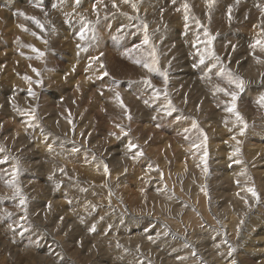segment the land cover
Instances as JSON below:
<instances>
[{"label":"rangeland","instance_id":"374dc122","mask_svg":"<svg viewBox=\"0 0 264 264\" xmlns=\"http://www.w3.org/2000/svg\"><path fill=\"white\" fill-rule=\"evenodd\" d=\"M46 1L48 2L49 0H46ZM132 1L133 0H129V2L125 3L124 0H122L121 2H119V4L122 3L124 5H129V4H135L136 3V2H132ZM203 1H205V2H202V0H192L190 2H187V0L183 1V3H185L188 6V11H187V15H188L187 21L188 22L185 21V19H184V17H185L184 16L185 15L184 5L185 4L179 3L177 8H178V10L181 9L182 11H178L176 9V7H173V5L170 6L167 2L162 3L163 7H160L162 10L158 8V11H157L158 13L156 15L160 16L159 19L161 17H163V18H161L160 19L161 21L159 20V22H158V20L155 18L156 15H154V13H153L154 10H152V9L148 13L142 12L143 18L141 20V18H139V17H141L140 13L138 16L137 10L136 9L134 10L132 6H131L130 10L133 11V12L132 11L131 12L134 15L131 12H130V15H129V13L127 15L123 12L122 9H120V12L118 14L112 15L111 13L110 14L106 13V10L103 9V4H102V7H100V9H101V11H100L97 9L98 4L94 3V2H97L96 0H94V1L89 0L90 5H91V7H90L91 9L86 8L87 10L86 9L84 10L81 8V10H78L79 16H81L80 18H83V20L78 19V22H79V24H85L86 23L88 25V27L94 31L95 40L87 42L86 49H84V48L78 49L77 44L85 43V42L80 41V39L78 38V33L80 31L75 32L76 29H73V28L69 29V30H67V32L69 34H71V32H72L71 36L74 35V37L62 38L59 35L64 34L65 31H63L61 29L56 30V32H54V35H56V37L61 39V41H62L61 43L63 44V46H58V44H57L55 46V48H52V50H51L52 54L51 55H53V59L56 61L49 62L52 67H48V68L53 69L54 67H56V65L61 66L63 64L62 67H65L66 69L69 65H71L72 73L74 75L87 72L89 78L87 77L86 79L92 80L91 81L92 83H90V81H88V80H86L84 82L85 83L88 82V84L90 85V87H86L88 89L89 94L91 93V91L93 94L95 93L96 90L98 91V92L96 91V94L97 93L98 94L94 95L96 97L95 99H94V96H90L93 94L89 95L87 93V89H86L85 93H84V91H82L84 94L81 92L80 93L81 96H80V94H79V92L81 91L80 88H77L78 90L80 89V91L75 89L76 91H78V92H76V94L79 97H74V99H73L72 98V96H73L72 91L70 93L69 90H64V86H65L64 84L65 83H63V81L65 82L66 78L63 77V81L61 80L62 79L61 77L58 79L55 78V79H57V83H56V81H54L52 84L50 82L47 83L48 80H45V78H47V79H50V78H48V76H46L47 74L45 72H43L44 70L41 69L42 67H40L39 65H37V67H36V65L32 66V71H33V69L37 70V71L33 72L34 74H32L31 71H25V67L22 68L21 73H19V74L16 73L18 75V77H20L21 82L17 81V79L14 76H12L13 74L11 71V69L13 67L12 62L15 59V57L13 58L12 55L27 53L26 56H28L30 58L29 62H31V61L33 62L34 58L37 57L38 55L36 52H34L30 49H28L25 52V49H26L25 46H23L20 49V47L22 46V42H24V40L22 39L23 34L21 32H10V33L0 35V52H3L0 55V57H1L0 59H3L4 62L7 60L4 64H1V66H0V75H1L0 76V112H1L0 113L1 114L0 115V146H1L0 149H3V151H0V171L2 172V174L0 172V177H1L0 178V185L3 186V188H2V186L0 187V224H1L0 225V240H2V241H0V247H1L0 253L2 252L0 254V256L4 255V257L6 256V258L8 259L7 260L6 258L1 257L0 260L5 259V260H3L5 262V264H18L16 262V256H19L18 254H20V256H22V258L26 259L27 256H24V255H26L27 252L28 253L30 252V254H32V255L29 254L28 257H30V256L31 257L27 258V261H28V259L29 260L31 259L32 261L31 262L28 261V263H26V264H63L64 263L63 257H59L56 253H54V250L52 251V249H50V247H48V246L46 247L47 250H45L43 248L44 246H42V244H39V242H42L44 240V238H40L39 233L36 231L35 228H33L34 227L33 219H38V220L45 222V223H48L49 221H51V223L49 225L51 227H53V230L55 232H57L58 235L63 236L64 238L71 235V237L70 238L68 237V240H67V241L70 240L69 243L71 242L70 243L71 247L69 246V244H65V246L68 247L67 251L69 254L71 253L70 255H75L74 261H77L78 264H82V263H84V264H88V263L89 264H97V263L98 264H113L112 262H114V264H180L182 262L181 260H184L185 257L190 256L189 257L190 259L192 257L194 258L193 248H191V246H188L189 244L186 243L187 238H185L184 242L181 240L178 242L177 239L171 238V236L169 237V234H168V232L165 231V229L167 230V228H168L170 230L173 229L174 231H176L177 234H175L173 237L176 236V237L181 238V235L182 236L184 234H185L184 236L188 235L189 239H190V240L189 239L188 240L190 242L191 241L197 242L196 247H198V245L201 244L200 247H202L205 250L206 254L208 253L207 255L213 256L216 254L215 250L220 249V245L224 244L222 242V240L220 238H218L219 230H218L217 226H219V224H220V220H218V219L222 218V217L225 218L227 215L231 214L230 212H232V214H234V216H235L234 219L236 221V225L239 226L241 221H243V218H244L242 216V215H244L243 213L249 214L251 211H252V214L254 213L253 211L255 210V207H256L255 205L258 202V200H256V198L253 199L254 197L251 195V193L250 194L247 193V191H245V188L246 187L247 188H250V187L255 188L256 186L249 185L251 183L249 181L245 180L248 183V186H249L248 187L247 183L246 182L244 183V181H242L243 177L240 178L239 174H237L235 176L231 175L228 177L229 179H227V177H225L226 178L225 179L224 178L225 172L223 173V170L225 171V169L228 167L227 168L228 170H226V171L230 172L231 168L238 166V167H241L242 171H245L249 162L250 161L252 162L253 160H257L259 162L258 164L256 163L257 164L256 166L264 165V107H261L257 103L260 96L264 95V89H263L264 83L262 84V82H264V49H262L260 47V45L256 44L257 40L264 41V21H263L264 16H262V15H264V0H208V1L203 0ZM4 3H5L4 0H0V14L6 16V13H5L6 7H5ZM72 3H73V1H72ZM214 3L215 4L218 3V5L216 6ZM92 4H93V8L96 5L95 6L96 9L94 8V10H92L93 9ZM241 4L244 5V8L242 7L243 5H241ZM209 5H211V6H209ZM68 7H70V6H68ZM68 7H66V8L68 9ZM201 7H202V9H201ZM240 7L244 10H242ZM24 8L25 7L23 6V4L19 5L18 17ZM49 8L50 7L45 6V8H43V9L40 8V10H39V8L33 7L31 10L44 13V12L50 11L52 9V8H50V9ZM173 8L175 10H173ZM41 9L43 11H41ZM164 9L167 11L171 10L170 11L171 14L166 12ZM229 9H231V11H229ZM203 10H204V12H202ZM91 11L95 12V13H91ZM196 11H197V13H196ZM80 12L81 13L85 12V15H83L84 13L81 14ZM163 12H165V13H163ZM178 12H179V15H178ZM86 13H87V15H86ZM166 14H169L170 16H168V15L166 16ZM206 14H207V16H206ZM144 15L145 16H151V18H148L149 20L150 19L151 20L150 21L146 20L144 18ZM175 15H178V16L175 17ZM127 16H129V17L127 18ZM132 16L137 17V19L139 21L137 22V19L132 17ZM171 16L172 17L174 16V18H175V20H174L175 25L174 26H171V24H169L166 21ZM20 17H22V15ZM41 17H42V13H39V14H37V16L36 15L34 16L35 20L38 19L36 21L43 22L44 18L43 17L41 18ZM164 17H166V20H164ZM229 17H231V18H229ZM51 18H52V16H51ZM132 18H134L136 20H134ZM183 19H184V21L182 22ZM124 20H127V21H124ZM9 21L15 27H16V25L19 24V18H17V17H10ZM121 21H122V23H121ZM196 21H199V25H197ZM217 21H218V23H217ZM131 22H132V24H131ZM166 22H167V25H166ZM145 23H146V25L148 24L147 25V32H148V37L150 39L149 42H151L149 44L150 46L149 45L145 46V45L141 44V42L143 41L142 39L144 38V36H143L144 35L143 25ZM153 23H154V25H153ZM187 23H188V25L186 26ZM178 24H180V25H178ZM125 25H127V27ZM164 25L167 27H165ZM168 25H169V28H168ZM25 26L26 25H24L23 28L25 30H27V27H25ZM119 26L121 28H119ZM138 26L141 27V29L137 28ZM81 27L82 26H80V29H81ZM156 27L158 29L161 27H163V28L165 27L164 29L166 31L168 29H170V32H168L169 30L166 33H165V30L163 32V30H162L163 28H161L158 31V29ZM172 27H174V28L172 29ZM178 27H180V28H178ZM131 28H133V29H131ZM134 28H137V29H134ZM205 29H207L210 36L214 37L212 44H211V48L214 51L215 55L220 57L219 63H217V61L214 58H206L203 64H201L199 62L200 61V54L205 53L206 46H207L206 41H207L208 37L205 36V34H204ZM220 29H222V32ZM136 30H138V31H136ZM176 30H177V32L175 33ZM93 31L88 32L89 37H91L93 35ZM126 31L130 32V33H127ZM1 33L2 32H0V34ZM73 33H75V34H73ZM220 33L221 34L223 33V36ZM129 34H131L132 36ZM27 35H30V32H27ZM152 35H153V37H151ZM161 35L164 37V40L161 37ZM217 35H218V37H217ZM124 36H125V38H124ZM166 36L169 38L167 39ZM174 37H176V38L173 39ZM187 37H188V39H186ZM231 38H233V39L230 40ZM71 40H72L73 44L71 43ZM174 41H175V44H173ZM48 42L50 43V41H48ZM164 42H165V44H164ZM217 42H219V43L216 45ZM180 43H182V44H180ZM184 43H185V45H184ZM167 44H168V46H167ZM172 45H174V46H172ZM179 45L182 49L179 47ZM251 45H255V47H250ZM137 46H139V47H137ZM197 46H198V48H197ZM153 47H155V48H153ZM171 47H172V51H170ZM135 48H137V49H135ZM151 49L155 50V57H156L155 58L156 59L155 64L153 63L152 56L150 57V55H149L150 53H152ZM178 49H180V50L177 51ZM29 51H31L33 53H30ZM28 52L30 53V55ZM176 52H177V54H176ZM101 53L103 55H101ZM143 53H144V55H143ZM167 53L169 54V56L171 58L169 56H167L168 55ZM2 54L6 55V56H3ZM142 56H144V57H142ZM177 56H179L178 58H181V57L183 58V59L181 58L182 59L181 62L176 61ZM92 57H98L99 59L96 61H92L91 66H89L90 61L92 60ZM137 57H139L141 60ZM157 57H159V58L157 59ZM165 57L169 58V59H166ZM31 58H32V60H31ZM149 58H150V60H149ZM172 58H173V60H172ZM73 59H74V61H73ZM70 60H71V62L73 61V63L69 62ZM135 60L136 61L139 60L140 63H138V65H137ZM162 60L164 61L163 63H161ZM165 60H167V61H165ZM168 60L170 63L168 62ZM171 60H172V63H171ZM127 62L129 63V65L132 64V62H133V65H135L139 68V69L137 68L138 69L137 71L139 72L136 74L137 77H133L135 75L134 74L132 75L129 73H128L129 77L127 76V73H125V72H127L125 67H128V69L131 68L129 66H126L128 64ZM157 62L159 63V67H158V65H156V64H158ZM165 62H168V64ZM173 62H175V63H173ZM117 63L118 64L120 63L118 65V67L122 66L121 64H123V66H125L124 69L122 68L123 66L120 67L121 71L124 72V74H121L122 72H119V74H118V70L120 71V69L116 66ZM143 63L144 64L148 63L152 67L154 64L155 69L158 67L156 69L158 72L156 70L154 72L153 71L150 72L149 70H147L148 68L145 69V67H141V66H143ZM177 63H178V65H174ZM101 64H103L105 68L104 67L100 68ZM139 64H141V66ZM204 64L207 66H205ZM98 65H99V67H98ZM105 65H107V66H105ZM172 65H174V66H172ZM214 65H215V67H214ZM9 66H10V68H9ZM95 66H96V68H95ZM169 66H170V68H168ZM221 66L224 67L225 73L218 75V73H220ZM14 67H15V64H14ZM106 67H108V68H106ZM176 67H178V68L182 67L183 69L185 67H187V68H185L186 69V71H185V69L184 70L178 69V68L176 69ZM167 68L169 69V72L173 71V70H177V72L179 71L178 73L176 72L177 76H176V74L173 76V78H172L173 81L170 79V76L168 74L169 72H167L168 71ZM206 68H207V70H206ZM96 69H98L99 71ZM162 69H163V71H161ZM95 70H96V72H94ZM41 71H42V73H41ZM109 71H110V73H109ZM37 72L38 73L40 72L41 74L40 73L37 74ZM100 72L101 73L106 72L107 73L106 78H105V75L99 74ZM141 72H142V74H141ZM149 72H150V75H149ZM166 72H167V84H165V79H164L165 77H164V75H162L163 73H166ZM202 72H203V74H201ZM228 72L232 73L233 78L239 77L240 79H242L244 81L243 91H239L235 87L234 84L228 83V79H229V77L227 75ZM53 73L54 72L50 73V74H52V78L54 77ZM108 73H109V75H108ZM134 73H136V72L134 71ZM144 73H146V75ZM256 73H258V78L256 77ZM4 74H7V76L6 75L4 76ZM62 74H68V73L65 71ZM138 74H140V75H138ZM215 74L218 76H216ZM54 75H56V73H54ZM124 75L126 77H124ZM130 75H132V76H130ZM22 76L28 77V78L31 77L30 78L31 81L29 79H27V82H26V79L24 80V78ZM38 76L39 77L41 76L40 80H39ZM43 76H44V78H43ZM139 76H140V79L138 78ZM144 76L147 78L145 79ZM148 76H150V77L148 78ZM204 76L207 77L206 80H204ZM107 77H109V79ZM131 77L133 78L132 80H130ZM195 77H197L199 80H197V78H195ZM201 77H202L203 81L201 80ZM36 78H38V79H36ZM110 78H111V81H109ZM121 78H123V79H121ZM124 78H126V81H124L125 80ZM32 79H33V82H32ZM43 80H44V82H43ZM133 80L135 82H133ZM137 80H138V82L140 80V82L137 83ZM146 80H148V81H146ZM190 80H192V81L190 82ZM38 81H40L39 82L40 84L37 83ZM115 81H116V83H115ZM150 81H152V82H150ZM160 81H161V83H160ZM194 81L196 83H194ZM199 81H200V84H198ZM23 82L25 84L28 83V84H26L27 88H29L31 86V83H29V82H32V84L37 83V84H35V87L31 89V91L33 93H35L37 91V92H40V94L36 92L35 94H37V95H32L31 97L29 95H27L26 98H24L25 95L23 93H29V89L27 90L26 87L24 88L25 84ZM58 82H61L59 86H58ZM117 82H119V84ZM149 82H150V84H149ZM201 82H203V83H201ZM21 83H22V85H21ZM44 83L45 84L47 83L48 86L45 85ZM102 83L105 84L106 87H105V85L103 86ZM171 83H173V85ZM174 83H176V84L179 83V84L174 86L175 85ZM114 84H115V86H114ZM135 84H137V85H135ZM138 84H140L139 86H140V88H142V90L139 88ZM152 84L153 85L155 84V85L153 86ZM195 84H197V86ZM57 86L58 87L63 86V87H60L63 89L62 90L61 89H55V87H57ZM112 86H113V89H112ZM149 86H150L151 90H150ZM195 86H196V88H195ZM217 86H219V88L225 89L228 92H236L237 93V100L235 102L236 103V110L241 114V116L244 118V121L248 125L247 128L244 130L243 135H240V129L243 127V125L240 124L236 120L235 115L226 111V109H225V108L231 106V104H232L231 96L225 95L224 92L215 90V89H217ZM108 87H110L111 91H108L109 90ZM114 87H116V88H114ZM120 87L122 88L123 91L127 90L128 92L127 91L123 92ZM171 87L173 90L175 89L174 90L175 92L172 89H170ZM202 87H205V88H202ZM74 88H76V87L74 86ZM95 88H96V90L93 91ZM127 88H129V90ZM213 88L215 91L213 90ZM19 89H21L20 91H23V92L21 93L19 91ZM39 89H40V91H39ZM41 89H43V90H41ZM115 89H119L121 91L118 90L119 92H116L117 90H115ZM134 89L135 90L137 89V90L135 91ZM196 89H197V91H196ZM204 89H205V91H204ZM211 89L213 90V92H211ZM63 90H64V93H63ZM105 90H107L108 92ZM179 90H181V92ZM259 90H261V91H259ZM16 91H19V92L16 93ZM113 91H115L114 92L115 94H120V95H118L116 97L115 94H112ZM166 91H167V93L169 91V93L167 94ZM170 91L172 92V95H171ZM131 92H132V94L134 93L133 94L134 96L132 94L130 95ZM141 92H143V93H141ZM164 92L166 94H164ZM109 93H110V95L112 94L111 96H113V97H111V96L109 97ZM138 93L141 94L140 95L141 97L140 96L138 97V95H139ZM154 93L157 94L158 96L155 95ZM162 93H163V96H162ZM175 93H178V94H175ZM69 94L71 96V99H70V96L68 97ZM145 94H147L148 97H147V95L144 96ZM190 94H192L193 96L195 94L196 96L193 97ZM60 95H62V96H60ZM165 95L170 96L171 98L165 97ZM149 96H151V97H149ZM188 96H189V99L191 96L193 101H190L191 99L189 100ZM35 97H37V99L39 98L38 101L41 100L40 101L41 104H40V102L37 104V107H39V108H37V110H36V108L34 109L35 119H31L30 117H27V115H25L24 113H22V114H19V112L15 113L20 109L18 106H20L24 103L32 104V100H30V99L35 98ZM121 97H123V98H121ZM125 97L126 98L127 97H129V98L134 97L133 98L134 100L129 99V98L126 99ZM144 97H145V99H144ZM152 97H154V98H152ZM172 97L173 98L175 97L176 100L173 99ZM182 97L185 99V100L183 99L184 102L181 100ZM76 98L78 100L82 99V100H79L81 103L78 102ZM88 98H91L89 101L91 104L94 101H96L93 103V104L96 103L94 105V108L92 106V108L94 110L92 108H90L91 104L88 102ZM107 98H110L111 101L113 100L112 105H111V103L108 102L109 104L107 106V102H106ZM124 98H125V100H124ZM146 98L147 99L149 98L151 103H149V101H147ZM159 98L160 99L167 98V99L161 100V102H162L161 103ZM177 98H178V100H177ZM25 99L27 101H25ZM135 99H136V101H135ZM152 99H153V101H151ZM68 100H70L69 105H71V103H72L71 106H73V107L68 106V103H69ZM71 100H75L78 104L75 105L76 102L74 101V103H73V102H71ZM92 100H94V101H92ZM139 100H140V102H139ZM102 101L104 103H102ZM127 101H130V102L127 103ZM145 101L148 102V104H150V105L152 104V106L146 105ZM155 101H157V102L159 101L160 103H156ZM163 101H165L167 104ZM173 101L174 102L177 101V102L174 103ZM180 101H181V103H180ZM188 101H190V102H188ZM42 102H44L45 105ZM53 102H54V104H53ZM87 102L90 104L89 105L90 107L88 106ZM97 102H99V103L101 102V105H99V103H97ZM114 102H115V104H113ZM135 102H137L138 104ZM141 102L146 107L142 106ZM178 102H179V104H178ZM191 102H194L193 105H190ZM4 103L6 105V106L4 105L5 107H3ZM10 103H12V104H10ZM15 103H17V104H15ZM131 103H134L135 105L133 104V106H132ZM186 103L188 104V107H187ZM209 103H211V104H209ZM48 104L50 105L49 109H47ZM64 104H67V105L65 106ZM103 104L105 107H108V108L113 107L115 105V110H112V108H110V110H112L110 112V110H108V108H106L105 111L108 110V113L110 112V114H108L107 111L106 112L104 111L106 114H103L102 111L104 109H101V113H99L100 109L97 110V108H100V106L102 107ZM157 104H159V105L157 106ZM177 104L180 106H177ZM9 105H10L11 109H9ZM16 105L18 107V110H17V107H15ZM140 105L142 106L143 110L140 107ZM160 105L164 106L166 109L163 110L164 107L162 108V106H160ZM60 106L65 107L67 115H66V113H63L64 115L61 113ZM116 106L118 107V109ZM122 106H124V107H122ZM126 106H128V107H126ZM147 106L150 109H147ZM156 106H157V108H156ZM169 106L171 108L168 109L167 107H169ZM181 106H183V107H181ZM192 106H196V107L192 108ZM51 107H53V108H51ZM64 107H62V109ZM76 107H78V108L76 109ZM12 108L15 111H13ZM69 108H70V111H69ZM86 108H89V110H87ZM138 108L141 109V111H143V112H141V111L138 112V110H137ZM144 108L147 110H145ZM185 108H189V109H185ZM124 109H126V110H124ZM173 109H174V111H173ZM177 109H179V110H177ZM198 109L200 111H198ZM40 110L42 113L40 112ZM57 110H58V112H56ZM122 110H124L126 113ZM156 110H157V112H155ZM166 110L170 111V114L167 112L163 113ZM191 110H194V111H191ZM84 111H86V112H84ZM145 111H147V112H145ZM161 111H163V112H161ZM26 112H31V110L27 109ZM62 112H65V111L62 110ZM71 112H72V114H71ZM117 112L121 113V115L120 116L118 114L116 115ZM111 113L116 115V116L114 117V115H111ZM142 113L147 114L148 116H146V117H148V118L147 119L144 118L145 120H143ZM149 114H151V115L155 114L154 117L156 115H158L159 119H157V116L155 119L153 117V115L151 116ZM162 114H163V116H162ZM23 115L28 120L25 118L23 121V118H22ZM61 115H63L64 117ZM127 115H129V116H127ZM159 115H161V116H159ZM183 115H184V117H183ZM59 116L61 118L62 117L64 118V119L62 118L61 120L64 123L66 122L65 123L66 126L64 124H62L63 122L60 120ZM137 116L140 118V120ZM169 116H170V118H169ZM53 117H55V118H53ZM92 117H94V118H92ZM116 117L117 118L119 117V118L115 119ZM129 117H131L133 121L130 120L131 118L129 119ZM46 119H47V121H46ZM84 119H86V120H84ZM48 120H49V122L52 123L51 124V125H53L52 128H54V125H56L55 129L56 128L57 129L59 128V129L54 130V129L48 128V126H47ZM64 120H66V121H64ZM164 120L168 121V123ZM36 121L38 122V124ZM69 121H71L72 124ZM157 121H159V122H157ZM193 121H195L197 124L196 128L192 127ZM58 122H61L63 128L61 125L58 126ZM95 122L96 123L99 122V123L96 124ZM111 122H112V124H111ZM123 122H125V123H123ZM139 122H141V123H139ZM116 123H117V125L119 124L118 125L119 127L116 125ZM183 123H187L186 125L184 124L185 126H187L186 128H184L185 126L183 125ZM34 124L35 125L37 124V126H35ZM4 125H5V128H4ZM165 125H166V127H165ZM9 127H10V129H9ZM44 127H46V129L48 128L49 131L50 130L54 131L51 134H49V136H46L45 139L49 138V140H51V142H53V148H54L53 153L55 156H53V155L51 156L50 154H40L37 150H36V153H34V151H31V150H28L29 153L27 152V147H30L29 145H27L31 139L30 136L32 137L36 130L40 131L41 132V133L39 132L40 134L45 135L44 134V132H45ZM64 127H68V128H64ZM34 128H35V130H34ZM113 128H115L117 131L116 130L113 131ZM39 129H41V130H39ZM186 129H187V131H186ZM31 130H33V131H31ZM100 130H101V132H100ZM201 130H203L204 134L207 136L206 141L204 140V136L201 135ZM235 131H236V133H235ZM237 131H238V133H237ZM104 133L105 134L108 133L109 136L107 138L106 137L104 138V136H107V134L105 135ZM14 134H15V136H13ZM133 134H135L136 136ZM19 135H20V137H19ZM98 135H101V136H98ZM8 136H10V137H8ZM133 136H134V138H133ZM214 136H215V138H219V136H220V138L222 139L221 140L222 143L220 141L219 142L218 141H212L211 143H209L208 140L210 138H214ZM126 137H127V141L123 142L124 139H126ZM233 137H235V139H233ZM1 138H2V140H1ZM27 138H29L28 139L29 141L27 140ZM163 138H165V140H163ZM158 139H160V140H158ZM115 140H117V142ZM120 141H122V142L119 144ZM165 141H167L168 143H165ZM237 141H240V143L237 144ZM25 142H27V143H25ZM231 142H232V144H231ZM5 143H7V144H5ZM223 143H224V145L226 144L227 146L228 145L231 146L230 147L231 149L229 148V146L227 147L228 150H230L231 152H229L227 150V148H225L222 145ZM243 143L246 144L247 146L244 145ZM130 144L134 145L135 147H132L130 149L129 148ZM210 144L211 145L214 144L211 147L213 149L210 148ZM219 144H220V147H219ZM163 145H165V146H163ZM237 146L240 149V151L238 153L236 152ZM19 147L20 148L23 147V149L19 150ZM214 147H216L217 150H218V148H220L223 151L225 150V152H229V153H225V155L228 156V159L231 160L230 163L232 162L233 164L225 163L222 166V167H224V169L222 167H221L222 168L221 169L220 167H218L217 163L214 162V161H216V159H215L216 156H214V158L212 157L214 160H212V162H211L210 161L211 160L210 159V152H212L211 150L214 151V149H215ZM243 147H245V148H243ZM250 147L252 149H254V148H256V149L252 150ZM74 148L78 149L79 151H73ZM87 148H90L92 150L94 149V151H97L96 153L99 152L98 155H100L104 159V166L107 165V168H108L107 174L105 173L104 167H100V166L90 167V166H92L91 162L89 161V159H87L84 156V154H86L88 152L90 153V150L89 151L86 150ZM159 148H161V149L159 150ZM209 148H210V150H209ZM109 149H112V150L109 151ZM7 150H8V152H7ZM24 150H25V152H24ZM216 151H214V152H216ZM14 152H15V154H13ZM205 152L207 153V155H205ZM9 153L12 156L9 155ZM137 153H142V155H137ZM221 153L224 154V152H222V151H221ZM232 153H235L237 158ZM27 154H30V155H27ZM105 154H107V155H105ZM229 154L231 157L229 156ZM26 155H27V157H26ZM31 155L32 156L35 155L36 157H28ZM244 156H247V157H244ZM3 157H5V158H3ZM16 157H20V159L16 158ZM45 157L46 158L49 157V158L46 159ZM175 157H176V159H175ZM26 158H28V159H26ZM29 158L30 159L32 158L33 160L32 159L30 160ZM84 158H86V159H84ZM117 159H119V160H117ZM236 159L241 160L242 163H240V164L234 163L233 161ZM248 159H252V160H248ZM85 160H86V162H85ZM139 160L140 161L142 160V161L139 162ZM176 160H177V162H176ZM7 161H9V162H7ZM92 161H93V163L94 162L96 163V160L94 159V157H92ZM192 161H194L195 163ZM105 162H106V164H105ZM109 162H111V163H109ZM213 162H214V164H213ZM177 163L179 164V166ZM184 163H187V164H184ZM181 164L183 165V168H182ZM234 164H235V166H233ZM38 165H40V166H38ZM215 165H217V166H215ZM187 166H188V168H187ZM230 166H231V168H230ZM137 167H139V169L141 168V170H138V171H142L143 173L139 174L137 171ZM216 167L218 169H221L220 172H219V170L218 171L216 170L217 169ZM61 169H63V172L61 171ZM181 169H184V170H181ZM205 169H206V171H205ZM17 170H18V175L13 176ZM173 170L174 171L177 170V171L174 172ZM13 171H14V173H13ZM118 172H119V174H118ZM183 172H186V173L184 174ZM3 173H4V175H3ZM100 173H102L101 175H99L100 179H97L98 174H100ZM178 173L179 174L181 173V174L179 175ZM191 173H192V175H191ZM245 173H246V171H245ZM220 174H222L224 176H221ZM2 175H3V177H2ZM5 175L7 178L5 177ZM117 175H120V176H117ZM173 175H177V176H173ZM12 176L16 177V178H13ZM242 176H244V175H242ZM4 177L6 180L4 179ZM222 177H223V179H222ZM7 179H8V181H7ZM55 179H56V181H54ZM219 179H222V180L220 181ZM232 179H233V181H232ZM18 180L20 182H17ZM118 180L121 182V184ZM214 180L215 181L217 180V181L215 182ZM223 180L227 183L225 184ZM228 180H229V182H228ZM238 180H240L239 184L242 183L241 186L236 183ZM111 181H112V183H111ZM123 181H125V182L123 183ZM220 182L223 185L220 184ZM217 183H218V185H217ZM48 185H49V187H48ZM125 185L128 187H126ZM228 185L230 186L229 189H231V190H229L227 188ZM242 185L244 186L243 188H242ZM27 186L31 187V188H28ZM188 186H190V187H188ZM232 186H234V189ZM4 187H6V188H4ZM17 188L19 189L20 196H23L24 198H26L25 199L26 205L24 207L19 206L18 202H20L19 201L20 196L16 194ZM219 188L220 189L222 188L223 190L226 188L224 190V192L222 191L223 193L220 195V197H218L220 194ZM50 189L52 191H50ZM126 189H127V192L123 193V191L124 190L126 191ZM235 189H236V191H235ZM231 191L233 193L234 192H236V193H234V195H233L230 193ZM225 192L228 195V199H229L230 195H233L230 197V198H233L231 201H230V199L229 200L227 199V195L225 194ZM228 192L230 194H228ZM13 193H15L16 195ZM21 193H22V195H21ZM34 193H36V195ZM223 194H225V195H223ZM16 196L19 197L18 201L16 200L17 199ZM40 196L41 197L43 196V197L41 198ZM222 196L223 197L226 196V197L223 198ZM258 196L260 198L259 193H258ZM11 197H13V198H11ZM236 197L238 198V200L236 199ZM40 198H41V200H40ZM37 199H38V201H37ZM33 200H35V203L33 202ZM80 200H81V202H80ZM112 200L114 202H111ZM216 200H218V201L220 200L222 202L219 201L220 202L219 203L218 201L216 202ZM246 201H247V203H246ZM227 202H229V203H227ZM231 202L234 204H232ZM112 204H114V206ZM259 204H263V203L261 202ZM52 205H54V206H52ZM65 205H69L71 207H76L75 211H73V212H75L74 214H76L75 217L70 215L69 210L67 209V207ZM229 208H231L232 210ZM112 209H114L115 212H117V214H116L117 216H114L113 219L115 221H120V223H122V222L123 223L117 225L118 227H121L122 231H116L114 235L109 233L110 236H112V237H110V236H108L109 234H107V233L109 232V230L112 232L113 226H110L108 224H102V223L103 222L105 223L107 220H111L110 214L114 213V211ZM117 209L119 211H117ZM124 209H126V210H124ZM123 210H124V213H123ZM217 210H219V211H217ZM99 211H102L103 213H99ZM206 211H207V213H206ZM234 211L236 213H238V217H237V215H235ZM240 211H242V212H240ZM104 212H106V213H104ZM126 212H128V217L131 218L130 220H132L131 221L132 225L130 223V226H129V222H125V220L128 219L127 217H125V216H127ZM183 212H184V214H183ZM222 213H224V215ZM187 214H188V216L191 215L195 220V222L192 224L190 223L189 219H186L187 221L185 220L186 223L189 224L188 232L186 231V229H184V227H185L184 224L183 225L179 224L182 221L181 217H183L184 215H187ZM106 215H108V218H106V221H105L104 217ZM194 215H196V217ZM240 215L242 216L241 218H240ZM237 218H238V220H237ZM125 223H127V225H125ZM193 224H194V226H193ZM104 225H105V227H104ZM163 226H164V228H162ZM8 228H9V230H8ZM16 228H17V230H16ZM31 229H33L34 231L33 230L31 231ZM62 229H63V231H62ZM76 229H79V231L73 232V230H76ZM104 229H107V230H104ZM28 230H29V233L27 232ZM19 232H21V233H19ZM33 232H35V233H33ZM82 232H84V233H82ZM185 232H187L188 234ZM213 232H214V234H213ZM178 233L180 235H178ZM212 234H213V236H212ZM22 235H24V236H22ZM31 235H33V237ZM8 236L10 239L8 238ZM11 236H12V238H11ZM196 236L198 237V239ZM77 237H79V238H77ZM98 237H100V238H98ZM149 237H151V239H149ZM24 238H26V239H24ZM116 238L118 240H122L123 238H124L123 240H127L128 242L126 241V243L128 245L130 244L134 247V249L132 250L133 252L128 251L129 252V253L127 252L128 255L125 256L126 253L124 251H120V249H119V248H121V250H122L125 248H123L121 245L119 246L116 243L117 242ZM31 239H32V241H31ZM101 240H102V242H101ZM196 240H198V241H196ZM37 241H39V242H37ZM205 241H206V243H205ZM217 241H221V242H217ZM1 242H3V243H1ZM12 242H13V244H12ZM17 242L19 245L17 244ZM22 242L24 245L22 244ZM27 242L29 245L27 244ZM30 242H32V243L37 242L36 248L34 247L35 243L30 244ZM75 242H78V243H75ZM174 242H176V243H174ZM201 242H204V243H201ZM9 243H11L12 245ZM80 243H82V244H80ZM85 243L88 246H86ZM78 244L82 245V247H80ZM30 247H32V249ZM39 247H42L41 250ZM88 247H92V248H88ZM27 248H28V251H27ZM29 248H30V251H29ZM37 248H38V250H34ZM71 248L74 250H72ZM75 248L77 249V251L75 250ZM81 248H83V249H81ZM188 248L191 249L190 251L192 253H190ZM24 250H25V252H24ZM89 250H91V252ZM74 252H76V253L72 254ZM80 252H82V253H80ZM92 252H94V253H92ZM112 255H113L114 259H113ZM182 257H184V258L182 259ZM193 258L190 260L191 263H189V261H187V259L185 258L187 261L186 264L187 263L198 264V263H196L197 260L193 259ZM78 259H80V260H78ZM95 259H97V261ZM105 260H106V262H105ZM125 260H127V261H125ZM83 261H85V262L87 261V262L85 263ZM93 261H96V263ZM178 261H179V263H177ZM258 263H260V262H258Z\"/></svg>","mask_w":264,"mask_h":264},{"label":"bare ground","instance_id":"6f19581e","mask_svg":"<svg viewBox=\"0 0 264 264\" xmlns=\"http://www.w3.org/2000/svg\"><path fill=\"white\" fill-rule=\"evenodd\" d=\"M72 1H73V3H72ZM94 1V0H93ZM97 2H94L95 4H98V10H100L101 11V9H100V7H102V4H103V9L104 10H106V13L108 14H112V15H115V14H118L119 12H120V9H122L123 10V12L125 13V14H127L128 15V13H129V15H130V12L132 11V10H130V8H131V6L133 5V4H129V5H124V4H119V2H121L122 0H96ZM183 1L184 0H175V2H173V0H133L132 2H136L135 3V5H136V10H137V13H138V16H139V13H140V16L141 17H139V18H141V20H142V18H143V16H142V12H145V13H148L151 9L152 10H154L153 11V13H154V15H156L158 12V8L159 9H161L160 7H163L162 6V3H168L170 6L171 5H173V7H176V9L178 10V4L179 3H183ZM190 1H192V0H187V2H190ZM208 1V0H207ZM206 1V2H207ZM4 5H5V13H6V16L5 15H2V14H0V32H2L0 35H2V34H6V33H10V32H21L22 34H23V37H22V39L24 40V42H22V46L20 47V49L23 47V46H25V52L28 50V49H30V50H32V51H34V49H35V51L34 52H36L37 53V57H35L34 58V60H33V62L31 61V62H29L30 61V58L28 57V56H26V54L27 53H25V54H14V55H12L13 56V58L15 57V59H14V61L12 62V65H13V67H12V69H11V71H12V76H14L16 79H17V81H20L21 79H20V77H18V75L17 74H19V73H21L22 72V68H24L25 67V71H31L32 72V74H34L33 72L34 71H32V66H34V65H36V67H37V65H39L40 67H42L41 69H43L44 71L43 72H45L47 75L46 76H48V78H50V79H47V78H45V80H48L47 81V83L48 82H50L51 84L54 82V81H56V83H57V79L58 78H62L61 80L63 81V77H65L66 79H65V82L63 81V83H65L64 85V90H69L70 91V93H71V91H72V94H73V96H72V98L74 99V97H79V96H77V94H76V92H78V91H80V89H81V91L79 92V94L82 92V91H84V93L86 92V87H90V85L88 84V82H84V81H86V80H88V81H90V83H92L91 81L92 80H89V79H86L87 77H88V73L86 72V73H79V74H76V75H74L73 73H72V67H71V65H67L66 67H67V69L65 68V67H62L63 66V64L61 65V66H57L56 65V67H54L53 69H49L48 67H52L51 65H50V63L49 62H53V61H56V60H54L53 59V55H51L52 54V52H51V50H52V48H55V46L58 44V46H63V44L61 43L62 41H61V39L60 38H58V37H56V35H54V32H56V30H58V29H61V30H63V31H65V33L64 34H62V35H59L60 37H62V38H72V37H74V35L73 36H71V34H72V32H71V34H69L68 32H67V30H69V29H76V31L75 32H78V31H80V26H82L83 24H79V22H78V19H81L80 17L81 16H79V11L78 10H81V8L82 9H89L90 7H91V5H90V2H89V0H49L48 2L46 1V0H4ZM202 2H205V1H203L202 0ZM93 3V4H94ZM23 4V6L25 7L24 9H23V11L21 12V13H23V15H22V17H20L21 16V13L19 14V17H18V7H19V5H22ZM93 4H92V8H93ZM113 4H116V6L115 7H113ZM183 4H185V3H183ZM215 4V3H214ZM239 4V3H238ZM53 5H56V7H53ZM167 5V4H166ZM191 5V4H190ZM216 6L218 5V3H216L215 4ZM241 5H243V4H241ZM45 6H47V7H50V8H52L50 11H47V12H37V11H33V10H31L33 7H35V8H39V10H40V8H45ZM68 6H70V7H68ZM96 6V5H95ZM95 6H94V8H95ZM194 6V5H193ZM200 6V5H199ZM232 6V5H231ZM235 6V5H234ZM246 6V5H245ZM32 7V8H31ZM66 7H68V9L66 8ZM203 7V6H202ZM202 7H201V9H202ZM243 8H244V5L242 6ZM247 7V6H246ZM49 8V9H50ZM67 10H66V9ZM94 8L92 9V10H94ZM214 8V7H213ZM241 8V7H240ZM249 8V7H248ZM41 9V11H43ZM86 9V10H87ZM91 9V8H90ZM96 9V8H95ZM192 9V8H191ZM197 9V8H196ZM242 9V8H241ZM37 10V9H36ZM162 10V9H161ZM165 10V9H164ZM173 10H175L174 8H173ZM176 10V11H177ZM185 10V9H184ZM199 10V9H198ZM242 10H244V9H242ZM246 10V9H245ZM90 11V10H89ZM160 11V10H159ZM166 12H168V13H170V11L171 10H165ZM178 11H182L181 9L180 10H178ZM193 11V10H192ZM191 11V12H192ZM86 12V11H85ZM85 12H80L81 14H83V15H85ZM97 12V11H96ZM122 12V13H123ZM133 12V11H132ZM131 12V13H132ZM152 12V11H151ZM161 12V11H160ZM202 12H204V10L202 11ZM249 12V11H248ZM39 13H42V17L44 18L43 19V22H39V26H38V24L36 23V22H34V20L33 19H30V18H33L35 15L37 16V14H39ZM88 13V12H87ZM87 13H86V15H87ZM91 13H95V12H92L91 11ZM163 13H165V12H163ZM181 13V12H180ZM196 13H197V11H196ZM133 14V13H132ZM131 14V15H132ZM162 14V13H161ZM171 14V13H170ZM174 14V13H173ZM183 14V13H182ZM181 14V15H182ZM189 14V13H188ZM216 14V13H215ZM82 15V16H83ZM134 15V14H133ZM164 15V14H163ZM170 16L169 14H166V16ZM178 15H179V12H178ZM178 15H175V17L176 16H178ZM225 15V14H224ZM51 16H52V18H51ZM185 16V15H184ZM183 16V17H184ZM190 16V15H189ZM206 16H207V14H206ZM262 16H264V15H262ZM10 17H17V18H19V24L18 25H16V27L9 21V18ZM41 17V18H42ZM96 17V16H95ZM129 16H127V18H128ZM131 17V16H130ZM132 17H134V16H132ZM159 17L160 16H155V18L158 20V22H159V20L161 19V18H163V17H161L160 19H159ZM134 18H136L137 19V17H134ZM134 18H132V19H134ZM144 18L146 19V20H149L148 18H151V16H145L144 15ZM178 18V17H177ZM181 18V17H180ZM179 18V19H180ZM192 18V17H191ZM243 18V17H242ZM124 19V18H123ZM136 19H134V20H136ZM185 19V18H184ZM184 19L182 20V22L184 21ZM36 20H38V19H36ZM35 20V21H36ZM110 20V19H109ZM151 20V19H150ZM149 20V21H150ZM164 20H166V17H164ZM163 20V21H164ZM174 20H175V18H174V16L172 17H169L168 18V20H166L169 24H171V26H174L175 25V22H174ZM181 20V19H180ZM227 20V19H226ZM41 21V20H40ZM124 21H127V20H124ZM139 20L137 19V22H138ZM156 21V20H155ZM161 21V20H160ZM162 21V22H163ZM193 21V20H192ZM263 21H264V19H263ZM130 22V21H129ZM141 22V21H140ZM139 22V23H140ZM146 22V21H145ZM157 22V21H156ZM155 22V23H156ZM167 22H166V25H167ZM181 22V21H180ZM188 22V21H187ZM197 22V21H196ZM121 23H122V21H121ZM126 23V22H125ZM217 23H218V21H217ZM131 24H132V22H131ZM146 24V23H145ZM165 24V23H164ZM24 25H26L25 27H27V30H25L23 27H24ZM128 25V24H127ZM127 25H125L126 27H127ZM130 25V24H129ZM139 25V24H138ZM143 25V24H142ZM148 25V24H147ZM153 25H154V23H153ZM156 25V24H155ZM178 25H180V24H178ZM186 25H188V23L186 24ZM219 25V24H218ZM253 25V24H252ZM141 26V25H140ZM161 26V25H160ZM165 26V25H164ZM130 27V26H129ZM150 27V26H149ZM158 27V26H157ZM156 27V28H157ZM165 27H167V26H165ZM164 27V28H165ZM119 28H121L120 26H119ZM118 28V29H119ZM137 28H140L141 29V27H137ZM137 28H134V29H137ZM161 28H163V27H161ZM161 28H157L158 29V31L161 29ZM162 29L163 30V32H164V30L165 29ZM168 28H169V25H168ZM174 27H172V29H173ZM178 28H180V27H178ZM185 28V27H184ZM189 28V27H188ZM215 28V27H214ZM246 28V27H245ZM124 29V28H123ZM122 29V30H123ZM127 29V28H126ZM131 29H133V28H131ZM167 29V28H166ZM177 29V28H176ZM201 29V28H200ZM223 29V28H222ZM222 29H220L221 30V32H222ZM156 30V29H155ZM169 30V31H168ZM167 31L168 32H170V29H168ZM178 30V29H177ZM177 30L175 31V33L177 32ZM181 30V29H180ZM183 30V29H182ZM185 30V29H184ZM112 31V30H111ZM132 31V30H131ZM136 31H138V30H136ZM166 30H165V33L167 32ZM196 31V30H195ZM232 31V30H231ZM258 31V30H257ZM27 32H30V35H27ZM117 32V31H116ZM127 32V31H126ZM161 32V31H160ZM174 32V31H173ZM224 32V31H223ZM127 33H130V32H127ZM152 33V32H151ZM162 33V32H161ZM172 33V32H171ZM179 33V32H178ZM182 33V32H181ZM56 34V33H55ZM73 34H75V33H73ZM114 34V33H113ZM122 34V33H121ZM126 34V33H125ZM132 34V33H131ZM131 34H129V35H131ZM153 34V33H152ZM183 34V33H182ZM221 34V33H220ZM133 35V34H132ZM131 35V36H132ZM139 35V34H138ZM137 35V36H138ZM154 35V34H153ZM153 35L151 36V37H153ZM160 35V34H159ZM158 35V36H159ZM173 35V34H172ZM176 35V34H175ZM222 36H223V33L221 34ZM117 36V35H116ZM136 36V37H137ZM142 36V35H141ZM144 36V35H143ZM114 37V36H113ZM161 37L163 38V40H164V37L161 35ZM167 37V36H166ZM165 37V38H166ZM181 37V36H180ZM179 37V38H180ZM191 37V36H190ZM217 37H218V35H217ZM124 38H125V36H124ZM140 38V37H139ZM169 37H167V39H168ZM176 37H174L173 39H175ZM203 38V37H202ZM142 39V38H141ZM186 39H188V37L186 38ZM233 38H231L230 40H232ZM50 41V43L48 42V41ZM143 40V39H142ZM150 40V39H149ZM166 40V39H165ZM178 40V39H177ZM183 40V39H182ZM219 40V39H218ZM217 40V41H218ZM152 41V40H151ZM176 41V40H175ZM175 41H174V43L173 44H175ZM193 41V40H192ZM153 42V41H152ZM161 42V41H160ZM167 42V41H166ZM180 42V41H179ZM225 42V41H224ZM71 43L73 44V42H72V40H71ZM134 43V42H133ZM139 43V42H138ZM137 43V44H138ZM151 42H149V44H150ZM178 43V42H177ZM176 43V44H177ZM183 43V42H182ZM182 43H180V44H182ZM219 42H217L216 43V45L218 44ZM125 44V43H124ZM141 44H142V42H141ZM157 44V43H156ZM164 44H165V42H164ZM179 44V43H178ZM32 45V46H31ZM140 45V44H139ZM153 45V44H152ZM184 45H185V43H184ZM191 45V44H190ZM193 45V44H192ZM130 46V45H129ZM150 46V45H149ZM155 46V45H154ZM164 46V45H163ZM166 46V45H165ZM167 46H168V44H167ZM166 46V47H167ZM170 46V45H169ZM172 46H174V45H172ZM182 46V45H181ZM179 47H180V45H179ZM37 48V49H36ZM153 48H155V47H153ZM168 48V47H167ZM175 48V47H174ZM181 48V47H180ZM197 48H198V46H197ZM19 49V50H20ZM123 49V48H122ZM131 49V48H130ZM135 49H137V48H135ZM139 49V48H138ZM148 49V48H147ZM150 49V48H149ZM165 49V48H164ZM176 49V48H175ZM182 49V48H181ZM184 49V48H183ZM119 50V49H118ZM143 50V49H142ZM145 50V49H144ZM152 50V49H151ZM169 50V49H168ZM180 49H178L177 51H179ZM201 50V49H200ZM170 51H172V47H171V50ZM169 51V52H170ZM174 51V50H173ZM30 53H33V52H31V51H29ZM28 52V53H29ZM121 52V51H120ZM150 52V51H149ZM148 52V53H149ZM152 52H153V50H152ZM166 52V51H165ZM190 52V51H189ZM194 52V51H193ZM261 52V51H260ZM1 53H3V52H0V55H1ZM30 53H29V55H30ZM40 53H43V55L42 56H40L39 54ZM122 53V52H121ZM132 53V52H131ZM146 53V52H145ZM164 53V52H163ZM182 53V52H181ZM187 53V52H186ZM125 54V53H124ZM168 54V53H167ZM173 54V53H172ZM176 54H177V52H176ZM175 54V55H176ZM3 55V54H2ZM36 55V54H35ZM143 55H144V53H143ZM150 55V54H149ZM148 55V56H149ZM160 55V54H159ZM174 55V54H173ZM3 56H6V55H3ZM133 56V55H132ZM135 56V55H134ZM138 56V55H137ZM164 56V55H163ZM167 56H169V54L167 55ZM39 57V58H38ZM121 57V56H120ZM127 57V56H126ZM142 57H144V56H142ZM150 57H151V55H150ZM170 57V56H169ZM179 56H177V59H176V61L178 62V61H180L181 62V60L183 59L182 57V59L181 58H178ZM1 58V57H0ZM123 58V57H122ZM137 58H139V57H137ZM156 58V57H155ZM159 57H157V59H158ZM166 58V57H165ZM171 58V57H170ZM174 58V57H173ZM173 58H172V60H173ZM140 59V58H139ZM147 59V58H146ZM145 59V60H146ZM153 59V58H152ZM163 59V58H162ZM166 59H169V58H166ZM194 59V58H193ZM31 60H32V58H31ZM72 60V59H71ZM71 60L69 61V62H71ZM141 60V59H140ZM149 60H150V58H149ZM156 60V59H155ZM160 60V59H159ZM172 60H171V63H172ZM260 60V59H259ZM7 61V60H6ZM5 61V62H6ZM9 61V60H8ZM12 61V60H11ZM73 61H74V59H73ZM73 61L71 62V63H73ZM131 61V60H130ZM133 61V60H132ZM136 61V60H135ZM137 61H139V60H137ZM137 61H136V63H137ZM165 61H167V60H165ZM4 62V60L3 59H0V66H1V64H4L5 63ZM58 62V61H57ZM123 62V61H122ZM125 62V61H124ZM134 62V61H133ZM133 62H132V64H130L129 65V63L126 65V66H129V67H131V68H129L128 69V67H125V66H123V64H121L122 66H119L118 67V65L120 64H118L117 63V67L120 69V71L118 70V74H119V72H122L121 71V68L120 67H122L123 69H124V67H125V69L127 70V72H125V73H127V76L129 77V75H128V73L129 74H134L135 76H133V77H137L136 76V74L137 73H139L137 70L139 69L137 66H135V65H133ZM164 61L162 60V62L161 63H163ZM168 62H169V60H168ZM168 62H165V63H167L168 64ZM179 62V63H180ZM139 63H140V61H139ZM158 63V62H157ZM164 63V64H165ZM170 63V62H169ZM173 63H175V62H173ZM193 63V62H192ZM210 63V62H209ZM14 64H15V67H14ZM53 64V63H52ZM96 64V63H95ZM153 64V63H152ZM155 64V63H154ZM154 64H153V68H155V66H154ZM199 64V63H198ZM207 64V63H206ZM6 65V64H5ZM137 65H138V63H137ZM140 66H141V64H139ZM156 65H158V67H159V63L158 64H156ZM170 65V64H169ZM174 65H178V63L177 64H174ZM174 65H172V66H174ZM205 65V64H204ZM216 65V64H215ZM11 66V65H10ZM10 66H9V68H10ZM105 66H107V65H105ZM171 66V67H172ZM205 66H207V65H205ZM39 67V68H40ZM98 67H99V65H98ZM141 67H144V63H143V66H141ZM157 67V68H158ZM215 67V66H214ZM93 68V67H92ZM95 68H96V66H95ZM94 68V69H95ZM101 68V67H100ZM105 68V67H104ZM106 68H108V67H106ZM114 68V67H113ZM138 68V69H137ZM156 68V69H157ZM168 68H170V66L168 67ZM167 68V69H168ZM174 68V67H173ZM178 67H176V69H177ZM185 68H187V67H185ZM184 68V69H185ZM190 68V67H189ZM40 69V70H41ZM131 69V70H130ZM142 69V68H141ZM145 69H147V68H145ZM144 69V70H145ZM166 69V70H167ZM178 69H183L182 67L180 68H178ZM183 69V70H184ZM199 69V68H198ZM205 69V68H204ZM212 69V68H211ZM216 69V68H215ZM96 70H98V69H96ZM96 70L94 71V72H96ZM103 70V69H102ZM111 70V69H110ZM116 70V69H115ZM147 70H149V69H147ZM165 70V71H166ZM206 70H207V68H206ZM209 70V69H208ZM4 71V70H3ZM9 71V70H8ZM39 71V70H38ZM67 72L68 74H62V73H64V72ZM92 71V70H91ZM99 71V70H98ZM117 71V70H116ZM125 71V70H124ZM134 71L136 72V73H134ZM141 71V70H140ZM157 71V70H156ZM161 71H163V69L161 70ZM185 71H186V69H185ZM195 71V70H194ZM211 71V70H210ZM209 71V72H210ZM214 71V70H213ZM52 72H54V73H56V75H54V73H53V78H52V74H50V73H52ZM103 72V71H102ZM144 72V71H143ZM151 72V71H150ZM150 72H149V75H150ZM154 72V71H153ZM158 72V71H157ZM167 72H169V69H168V71ZM166 72V73H167ZM176 72H177V70H173V71H170L168 74H169V76H170V79L173 81V76L176 74ZM179 72V71H178ZM177 72V73H178ZM184 72V71H183ZM182 72V73H183ZM189 72V71H188ZM200 72V71H199ZM217 72V71H216ZM215 72V73H216ZM4 73V72H3ZM2 73V74H3ZM17 73V74H16ZM40 73V72H39ZM41 73H42V71H41ZM40 73V74H41ZM72 73V74H71ZM77 73V72H76ZM109 73H110V71H109ZM109 73H108V75H109ZM185 73V72H184ZM195 73V72H194ZM193 73V74H194ZM207 73V72H206ZM218 73V72H217ZM94 74V73H93ZM96 74V73H95ZM99 74H103L104 75V73H99ZM115 74V73H114ZM121 74H124V72H122ZM141 74H142V72H141ZM145 75H146V73H144ZM148 74V73H147ZM201 74H203V72L201 73ZM7 76V74H4V76ZM102 75V76H103ZM132 75H130V76H132ZM138 75H140V74H138ZM159 75V74H158ZM198 75V74H197ZM196 75V76H197ZM216 75V74H215ZM219 75V74H218ZM218 75H216V76H218ZM1 76V75H0ZM21 76V75H20ZM98 76V75H97ZM96 76V77H97ZM100 76V75H99ZM143 76V75H142ZM141 76V77H142ZM152 76V75H151ZM160 76V75H159ZM176 76H177V74H176ZM195 76V75H194ZM199 76V75H198ZM197 76V77H198ZM23 77V76H22ZM39 77V76H38ZM41 77V76H40ZM40 77H39V80H40ZM111 77V76H110ZM121 77V76H120ZM124 77H126L125 75H124ZM150 76H148V78H149ZM191 77V76H190ZM197 77H195V78H197ZM200 77V76H199ZM256 77L258 78V73H256ZM24 78V80H25V77H23ZM28 78V77H27ZM31 78V77H30ZM30 78H28L29 80H30ZM43 78H44V76H43ZM42 78V79H43ZM55 78H57V79H55ZM89 78V77H88ZM105 78H106V75H105ZM104 78V79H105ZM108 79H109V77H107ZM119 78V77H118ZM117 78V79H118ZM139 79H140V76L138 77ZM144 78L146 79L147 77H145L144 76ZM206 78L207 77H205L204 76V80H206ZM36 79H38V78H36ZM41 79V80H42ZM93 79V78H92ZM95 79V78H94ZM121 79H123V78H121ZM125 80L124 81H126V78H124ZM133 78L131 77L130 78V80H132ZM163 79V78H162ZM165 79V78H164ZM179 79V78H178ZM183 79V78H182ZM188 79V78H187ZM186 79V80H187ZM193 79V78H192ZM99 80V79H98ZM120 80V79H119ZM118 80V81H119ZM135 80V79H134ZM133 80V82H135ZM144 80V79H143ZM160 80V79H159ZM185 80V81H186ZM195 80V79H194ZM197 80H199L198 78H197ZM196 80V81H197ZM201 80H202V77H201ZM31 81V80H30ZM94 81V80H93ZM103 81V80H102ZM109 81H111V78H110V80ZM123 81V80H122ZM129 81V80H128ZM145 81V80H144ZM146 81H148V80H146ZM171 81V82H172ZM178 81V80H177ZM181 81V80H180ZM192 80H190V82H191ZM203 81V80H202ZM21 82V81H20ZM26 82H27V80H26ZM32 82H33V79H32ZM32 82H29V83H31V86L29 87V88H27V86H26V84H28V83H24L25 85H24V88L26 87L27 88V90L28 89H32V88H34L35 87V84H37V83H34V84H32ZM40 82V81H39ZM42 82V81H41ZM43 82H44V80H43ZM95 82V81H94ZM93 82V83H94ZM99 82V81H98ZM114 82V81H113ZM139 82H140V80H139ZM138 82V80H137V83H139ZM150 82H152V81H150ZM169 82V81H168ZM175 82V81H174ZM47 83L45 84V85H47ZM55 83V84H56ZM60 83L61 82H58V86L60 85ZM115 83H116V81H115ZM118 84H119V82H117ZM121 83V82H120ZM142 83V82H141ZM140 83V84H141ZM144 83V82H143ZM158 83V82H157ZM160 83H161V81H160ZM170 83V82H169ZM177 83V82H176ZM176 83H174L175 85L174 86H176V85H178V84H176ZM183 83V82H182ZM194 83H196L195 81H194ZM201 83H203V82H201ZM206 83V82H205ZM264 82H262V84H263ZM18 84V83H17ZM40 84V83H39ZM99 84V83H98ZM103 84V83H102ZM133 84V83H132ZM140 84H138V86L140 85ZM150 84V83H149ZM172 85H173V83H171ZM170 84V85H171ZM198 84H200V81L198 82ZM21 85H22V83H21ZM30 85V84H29ZM77 85V86H76ZM93 85V84H92ZM105 84H103V86H104ZM108 85V84H107ZM117 85V84H116ZM125 85V84H124ZM135 85H137V84H135ZM143 85V84H142ZM141 85V86H142ZM153 85V84H152ZM155 85V84H154ZM153 85V86H154ZM169 85V84H168ZM171 85V86H172ZM196 86H197V84H195ZM211 85V84H210ZM218 85V84H217ZM264 85V84H263ZM48 86V85H47ZM55 86V85H54ZM57 86V87H58ZM74 86L76 87V88H74ZM102 86V87H103ZM110 86V85H109ZM114 86H115V84H114ZM182 86V85H181ZM196 86H195V88H196ZM221 86V85H220ZM41 87V86H40ZM50 87V86H49ZM55 87V89H63V88H60V87H63V86H60V87ZM105 87H106V85H105ZM104 87V88H105ZM136 87V86H135ZM168 87V86H167ZM194 87V86H193ZM200 87V86H199ZM209 87V86H208ZM207 87V88H208ZM223 87V86H222ZM258 87V86H257ZM264 87V86H263ZM23 88V87H22ZM45 88V87H44ZM54 88V87H53ZM77 88H80L79 90L77 89ZM114 88H116V87H114ZM121 88V87H120ZM125 88V87H124ZM132 88V87H131ZM139 88H140V86H139ZM145 88V87H144ZM149 88H150V86H149ZM174 88V87H173ZM183 88V87H182ZM202 88H205V87H202ZM227 88V87H226ZM262 88V87H261ZM75 89H77L78 91H76ZM84 89V90H83ZM108 91H111L110 90V87H108ZM112 89H113V86H112ZM128 90H129V88H127ZM141 90H142V88H140ZM146 89V88H145ZM165 89V88H164ZM170 89H172V87L170 88ZM198 89V88H197ZM197 89H196V91H197ZM258 89V88H257ZM264 89V88H263ZM21 89H19V91H20ZM41 90H43V89H41ZM45 90V89H44ZM47 90V89H46ZM51 90V89H50ZM49 90V91H50ZM64 90H63V93H64ZM96 90V88L93 90V91H95ZM115 90H117L116 92H119V91H121L122 90V88H121V90H119V89H115ZM119 90V91H118ZM131 90V89H130ZM135 90V89H134ZM137 90V89H136ZM135 90V91H136ZM150 90H151V88H150ZM159 90V89H158ZM168 90V89H167ZM173 90V89H172ZM175 90V89H174ZM173 90V91H174ZM213 90H214V88H213ZM213 90L211 89V92H213ZM215 90H217V89H215ZM214 90V91H215ZM256 90V89H255ZM19 91H16V93L17 92H19ZM36 91V90H35ZM39 91H40V89H39ZM52 91V90H51ZM97 91V90H96ZM96 91H95V93L93 94L92 93V91H91V93L90 94H93V95H90L89 93H88V89H87V93L90 95V96H94V95H97L96 94ZM105 91H107V90H105ZM107 91V92H108ZM123 91V90H122ZM125 92L127 91V90H124ZM123 91V92H124ZM133 91V90H132ZM145 91V90H144ZM143 91V92H144ZM180 92H181V90H179ZM178 91V92H179ZM185 91V90H184ZM204 91H205V89H204ZM207 91V90H206ZM249 91V90H248ZM259 91H261V90H259ZM21 93L23 92V91H20ZM25 92V91H24ZM28 92V91H27ZM37 92V91H36ZM35 92V93H36ZM60 92V91H59ZM98 92V91H97ZM115 91H113V93L112 94H115L114 93ZM128 92V91H127ZM143 92H141V93H143ZM148 92V91H147ZM151 92V91H150ZM171 92V91H170ZM175 92V91H174ZM20 93V94H21ZM37 93H39L40 94V92H37ZM56 93V92H55ZM66 93V92H65ZM83 93V92H82ZM83 93V94H84ZM86 93V94H87ZM100 93V92H99ZM111 93V92H110ZM110 93H109V97L112 95H110ZM121 93V92H120ZM136 93V92H135ZM153 93V92H152ZM166 93H167V91H166ZM165 92H164V94H166ZM168 93H169V91H168ZM167 93V94H168ZM24 95H25V97L24 98H26V96L27 95H29V93H23ZM61 94V93H60ZM82 94V95H83ZM85 94V95H86ZM102 94V93H101ZM104 94V93H103ZM106 94V93H105ZM129 94V93H128ZM132 94V92L130 93V95ZM134 94V93H133ZM132 94V95H133ZM139 95H138V97L141 95L140 93H138ZM149 94V93H148ZM151 94V93H150ZM155 94V93H154ZM175 94H178V93H175ZM35 95H37V94H35ZM63 95V94H62ZM62 95H60V96H62ZM65 95V94H64ZM120 95V94H119ZM137 95V94H136ZM147 94H145L144 96H146ZM152 95V94H151ZM155 95H157V94H155ZM154 95V96H155ZM171 95H172V92H171ZM182 95V94H181ZM190 95H192V94H190ZM21 96V95H20ZM30 97L32 96V95H29ZM57 96V95H56ZM70 96V94L68 95V97ZM80 96H81V94H80ZM84 96V95H83ZM108 96V95H107ZM115 96L117 97V94H115ZM124 96V95H123ZM134 96V95H133ZM158 96V95H157ZM161 96V95H160ZM162 96H163V93H162ZM193 96V95H192ZM194 96H196L195 94H194ZM193 96V97H194ZM244 96V95H243ZM258 96V95H257ZM17 97V96H16ZM38 97V96H37ZM37 97H35V98H31L30 100H32V104H28V103H24V104H22V105H20V106H18L20 109L18 110V107H17V105L15 106V107H17V112H15V113H18L19 112V114H22V113H27L26 111H27V109H30L31 111H33L35 108H36V110H37V108H39V107H37V104L41 101H38L39 100V98L37 99ZM111 97H113V96H111ZM120 97V96H119ZM141 97V96H140ZM147 97H148V95H147ZM149 97H151V96H149ZM165 97H170V96H166L165 95ZM177 97V96H176ZM12 98V97H11ZM10 98V99H11ZM22 98V97H21ZM41 98V97H40ZM59 98V97H58ZM96 97L94 96V99H95ZM99 98V97H98ZM121 98H123V97H121ZM120 98V99H121ZM126 98V97H125ZM125 98H124V100H125ZM127 98H129V97H127ZM126 98V99H127ZM134 98V97H133ZM132 97L131 98H129V99H133ZM152 98H154V97H152ZM171 98V97H170ZM173 98V97H172ZM197 98V97H196ZM195 98V99H196ZM70 99H71V96H70ZM77 99V98H76ZM90 99L91 98H88V102L90 101ZM93 99V98H92ZM119 99V98H118ZM144 99H145V97H144ZM147 99V98H146ZM158 99V98H157ZM156 99V100H157ZM160 99V98H159ZM165 99H167V98H164V99H160V102H161V100H165ZM173 99H175V97L173 98ZM172 99V100H173ZM183 97H182V101H183ZM188 99H189V96H188ZM191 99V100H190ZM190 101H193V99L191 98V96H190ZM13 100V99H12ZM11 100V101H12ZM22 100V99H21ZM79 100H82V99H79ZM78 99H77V101L78 102H80ZM134 100V99H133ZM132 100V101H133ZM171 100V99H170ZM176 100V99H175ZM174 100V101H175ZM177 100H178V98H177ZM185 100V99H184ZM207 100V99H206ZM16 101V100H15ZM25 101H27L26 99H25ZM65 101V100H64ZM63 101V102H64ZM69 101V103H68V106H71L72 105V103H71V105H69L70 104V100H68ZM74 101L75 100H71V102H73L74 103ZM92 101H94V100H92ZM98 101V100H97ZM104 101V100H103ZM102 101V103H104ZM113 101V100H112ZM112 101H111V99L110 98H107V100H106V102H107V106H108V104L109 103H111V105H112ZM115 101V100H114ZM135 101H136V99H135ZM147 101H149V103H151L150 102V99L148 98L147 99ZM151 101H153V99L151 100ZM173 101V102H174ZM187 101V100H186ZM185 101V102H186ZM190 101H188V102H190ZM197 101V100H196ZM18 102V101H17ZM76 102V101H75ZM87 102V104H88V106L91 104L90 102V104ZM94 102H96V101H94ZM93 102V103H94ZM109 102V103H108ZM130 101H127V103H129ZM139 102H140V100H139ZM146 102V101H145ZM144 102V103H145ZM156 103H160L159 101L157 102V101H155ZM163 102H165V101H163ZM177 102V101H176ZM176 102H174V103H176ZM184 102V101H183ZM198 102V101H197ZM215 102V101H214ZM14 103V102H13ZM19 103V102H18ZM42 103H44V102H42ZM60 103V102H59ZM81 103V102H80ZM84 103V102H83ZM86 103V102H85ZM92 103V104H93ZM97 103H99V102H97ZM135 103H137V102H135ZM162 103V102H161ZM166 103V102H165ZM164 103V104H165ZM172 103V102H171ZM180 103H181V101H180ZM192 103V104H191ZM190 103V105H193V103L194 102H191ZM213 103V102H212ZM217 103V102H216ZM7 104V103H6ZM10 104H12V103H10ZM15 104H17V103H15ZM20 104V103H19ZM40 104H41V102H40ZM53 104H54V102H53ZM52 104V105H53ZM78 103L76 102L75 103V105H77ZM90 105L89 107L90 108H92V106H93V108H94V105L96 104H93V105ZM113 104H115V102L113 103ZM117 104V103H116ZM120 104V103H119ZM132 104V106H133V104L134 103H131ZM138 104V103H137ZM163 104V105H164ZM167 104V103H166ZM165 104V105H166ZM178 104H179V102H178ZM177 104V106H180V105H178ZM187 104V103H186ZM209 104H211V103H209ZM5 105V103L3 104V107H5L4 106ZM14 105V104H13ZM12 105V106H13ZM44 105H45V103H44ZM65 106L67 105V104H64ZM74 105V104H73ZM98 105V104H97ZM99 105H101V102L99 103ZM124 105V104H123ZM135 105V104H134ZM141 105L142 106H145L142 102H141ZM140 105V107L142 108V106ZM146 105H150V104H148V102H146ZM154 105V104H153ZM159 104H157V106H158ZM164 105V106H165ZM170 105V104H169ZM172 105V104H171ZM176 105V104H175ZM185 105V104H184ZM213 105V104H212ZM211 105V106H212ZM216 105V104H215ZM87 106V107H88ZM110 106V105H109ZM150 106H152V104L150 105ZM157 106H156V108H157ZM160 106H162V105H160ZM159 106V107H160ZM164 106H162V108L164 107ZM176 106V107H177ZM229 106V105H228ZM45 107V106H44ZM57 107V106H56ZM62 107H64V106H60V108H61V113L63 114V113H66V110H65V107L62 109ZM71 107H73V106H71ZM70 107V108H71ZM97 107V106H96ZM95 107V108H96ZM103 107V108H102ZM102 107L100 106V108H97V110H99L100 109V111H99V113H101V109H104L103 111H102V113L103 114H106L105 112L107 111V113H108V110H110V108H112V110H115V105L113 106V107H110V108H108V107H105L104 106V104L102 105ZM105 107V108H104ZM117 107V106H116ZM122 107H124V106H122ZM126 107H128V106H126ZM146 107V106H145ZM158 107V108H159ZM181 107H183V106H181ZM187 107H188V104H187ZM190 107V106H189ZM196 106H192V108H195ZM201 107V106H200ZM251 107V106H250ZM50 108V105L48 104V107H47V109H49ZM51 108H53V107H51ZM70 108H69V111H70ZM78 107H76V109H77ZM92 108V109H93ZM106 108H108V110H106L105 111V109ZM120 108V107H119ZM161 108V107H160ZM161 108V109H162ZM168 109L169 108H171L170 106L169 107H167ZM173 108V107H172ZM191 108V107H190ZM8 109V108H7ZM9 109H11V107H10V105H9ZM13 109V108H12ZM26 109V110H25ZM46 109V110H47ZM75 109V108H74ZM73 109V110H74ZM87 110H89V108H86ZM117 109H118V107H117ZM121 109V108H120ZM133 109V108H132ZM145 109V108H144ZM147 109H150L148 106H147ZM147 109H145V110H147ZM164 109H166L165 107L163 108V110ZM185 109H189V108H185ZM184 109V110H185ZM226 109V108H225ZM62 110L63 111H65V112H62ZM68 110V109H67ZM72 110V111H73ZM94 110V109H93ZM112 110H110V112L112 111ZM124 110H126V109H124ZM124 110H122V111H124ZM138 110V112L139 111H141V109H137ZM142 110H143V108H142ZM152 110V109H151ZM155 110V109H154ZM153 110V111H154ZM158 110V109H157ZM157 110L155 111V112H157ZM171 110V109H170ZM177 110H179V109H177ZM182 110V109H181ZM180 110V111H181ZM195 110V109H194ZM194 110H191V111H194ZM9 111V110H8ZM11 111V110H10ZM13 111H15L14 109H13ZM44 111V110H43ZM105 111V112H104ZM129 111V110H128ZM127 111V112H128ZM186 111V110H185ZM190 111V110H189ZM198 111H200L199 109H198ZM225 111V110H224ZM12 112V111H11ZM40 112H41V110H40ZM48 112V111H47ZM56 112H58V110L56 111ZM84 112H86V111H84ZM110 112L108 113V114H110ZM114 112V111H113ZM120 112V111H119ZM125 112V111H124ZM141 112H143V111H141ZM145 112H147V111H145ZM159 112V111H158ZM161 112H163V111H161ZM165 112H167V113H170V111H164L163 113H165ZM197 112V111H196ZM195 112V113H196ZM202 112V111H201ZM251 112V111H250ZM1 113V112H0ZM42 113V112H41ZM60 113V114H61ZM89 113V112H88ZM115 113V112H114ZM126 113V112H125ZM154 113V112H153ZM189 113V112H188ZM12 114V113H11ZM71 114H72V112H71ZM121 115V113H116V115ZM138 114V113H137ZM160 114V113H159ZM1 115V114H0ZM13 115V114H12ZM50 115V114H49ZM64 115V114H63ZM63 115H61V116H63ZM66 115H67V113H66ZM87 115V114H86ZM111 115H114V114H112L111 113ZM116 115H114V117L116 116ZM149 115H151V114H149ZM153 115V114H152ZM151 115V116H152ZM155 115V114H154ZM154 115H153V117H154ZM172 115V114H171ZM186 115V114H185ZM24 116V115H23ZM22 116V118H23V121H24V119L26 118L25 116L23 117ZM44 116V115H43ZM51 116V115H50ZM69 116V115H68ZM98 116V115H97ZM109 116V115H108ZM127 116H129V115H127ZM142 116H143V120H145V119H147L148 117H146V116H148L147 114H145V113H142ZM157 116V119H159L158 118V115H156ZM156 116L154 117L155 119H156ZM159 116H161V115H159ZM162 116H163V114H162ZM27 117H30V116H28L27 115ZM60 117V116H59ZM64 117V116H63ZM62 117V118H63ZM81 117V116H80ZM87 117V116H86ZM85 117V118H86ZM102 117V116H101ZM124 117V116H123ZM126 117V116H125ZM136 117V116H135ZM138 117V116H137ZM183 117H184V115H183ZM186 117V116H185ZM7 118V117H6ZM9 118V117H8ZM13 118V117H12ZM21 118V117H20ZM38 118V117H37ZM52 118V117H51ZM53 118H55V117H53ZM61 117H60V120L62 119ZM78 118V117H77ZM92 118H94V117H92ZM119 118V117H118ZM117 117L115 118V119H118ZM121 118V117H120ZM134 118V117H133ZM139 118V117H138ZM137 118V119H138ZM145 118V119H144ZM153 118V119H154ZM169 118H170V116H169ZM187 118V117H186ZM27 119V118H26ZM64 119V118H63ZM88 119V118H87ZM136 119V118H135ZM184 119V118H183ZM28 120V119H27ZM84 120H86V119H84ZM121 120V119H120ZM124 120V119H123ZM128 120V119H127ZM130 120H132V118L130 119ZM139 120H140V118H139ZM46 121H47V119H46ZM45 121V122H46ZM51 121V120H50ZM62 121V120H61ZM64 121H66V120H64ZM83 121V120H82ZM109 121V120H108ZM133 121V120H132ZM164 121H166V120H164ZM171 121V120H170ZM180 121V120H179ZM185 121V120H184ZM187 121V120H186ZM16 122V121H15ZM37 122V121H36ZM35 122V123H36ZM56 122V121H55ZM63 122V121H62ZM84 122V121H83ZM119 122V121H118ZM122 122V121H121ZM120 122V123H121ZM130 122V121H129ZM137 122V121H136ZM156 122V121H155ZM157 122H159V121H157ZM167 123H168V121H166ZM172 122V121H171ZM8 123V122H7ZM27 123V122H26ZM48 123V124H47ZM46 124H47V126H48V128H50V129H54V130H56L55 129V127H56V125H54V128H52L53 127V125H51L52 123L51 122H49V120H48V122H47ZM60 123V124H59ZM66 123V122H65ZM65 123L63 122L62 124H64L65 125ZM96 123V122H95ZM94 123V124H95ZM97 123H99V122H97ZM96 123V124H97ZM123 123H125V122H123ZM122 123V124H123ZM134 123V122H133ZM138 123V122H137ZM139 123H141V122H139ZM170 123V122H169ZM198 123V122H197ZM209 123V122H208ZM12 124V123H11ZM37 124H38V122H37ZM37 124L35 125V126H37ZM62 124H61V122H58V126L59 125H61L62 126ZM68 124V123H67ZM72 124V123H71ZM79 124V123H78ZM108 124V123H107ZM110 124V123H109ZM111 124H112V122H111ZM186 125L187 123H183V125ZM189 124V123H188ZM192 124V123H191ZM116 125H117V123H116ZM119 125V124H118ZM117 125V126H118ZM176 125V124H175ZM182 125V126H183ZM184 125V126H185ZM13 126V125H12ZM32 126V125H31ZM39 126V125H38ZM57 126V127H58ZM66 126V125H65ZM113 126V125H112ZM111 126V127H112ZM125 126V125H124ZM151 126V125H150ZM110 127V126H109ZM114 127V126H113ZM165 127H166V125H165ZM187 126H185L184 128H186ZM4 128H5V125H4ZM14 128V127H13ZM41 128V127H40ZM48 128L46 129V127H44V129H45V132H44V134L45 135H43V134H40L41 132L40 131H38V130H36L35 132H34V134H33V136L31 137L30 136V141L28 140L29 138H27V140L29 141H27L28 142V144L27 145H29L30 147H27V152H28V150H31V151H34V153H36V150L40 153V154H50L51 156L53 155V156H55L54 155V153H53V151H54V148H53V142H51V140H49V138L48 139H45L46 138V136H49V134H51L52 132H54L53 130H48ZM62 128H63V126H62ZM64 128H68V127H64ZM99 128V127H98ZM116 128V127H115ZM115 128H113V131L114 130H116ZM124 128V127H123ZM122 128V129H123ZM182 128V127H181ZM183 128V129H184ZM9 129H10V127H9ZM32 129V128H31ZM43 129V128H42ZM59 129V128H58ZM57 129V130H58ZM70 129V128H69ZM157 129V128H156ZM166 129V128H165ZM250 129V128H249ZM34 130H35V128H34ZM39 130H41V129H39ZM104 130V129H103ZM227 130V129H226ZM31 131H33V130H31ZM78 131V130H77ZM105 131V130H104ZM111 131V130H110ZM117 131V130H116ZM157 131V130H156ZM184 131V130H183ZM194 131V130H193ZM20 132V131H19ZM40 132V133H39ZM100 132H101V130H100ZM103 132V131H102ZM192 132V131H191ZM190 132V133H191ZM7 133V132H6ZM38 133V134H37ZM115 133V132H114ZM113 133V134H114ZM142 133V132H141ZM235 133H236V131H235ZM237 133H238V131H237ZM10 134V133H9ZM26 134V133H25ZM105 134V133H104ZM107 134V136H104V138L106 137H108L109 135H108V133H106ZM105 134V135H106ZM136 134V133H135ZM135 134H133V135H135ZM179 134V133H178ZM199 134V133H198ZM21 135V134H20ZM20 135H19V137H20ZM189 135V134H188ZM208 135V134H207ZM238 135V134H237ZM7 136V135H6ZM13 136H15V134L13 135ZM22 136V135H21ZM98 136H101V135H98ZM97 136V137H98ZM136 136V135H135ZM177 136V135H176ZM184 136V135H183ZM186 136V135H185ZM218 136V135H217ZM216 136V137H217ZM8 137H10V136H8ZM94 137V136H93ZM193 137V136H192ZM240 137V136H239ZM246 137V136H245ZM133 138H134V136H133ZM156 138V137H155ZM185 138V137H184ZM229 138V137H228ZM4 139V138H3ZM100 139V138H99ZM161 139V138H160ZM160 139H158V140H160ZM203 139V138H202ZM225 139V138H224ZM239 139V138H238ZM247 139V138H246ZM1 140H2V138H1ZM107 140V139H106ZM147 140V139H146ZM163 140H165V138H163ZM173 140V139H172ZM197 140V139H196ZM201 140V139H200ZM222 139L220 138V136H219V138H215V136H214V138H210L208 141H209V143H211L212 141H220L221 143H222V141H221ZM12 141V140H11ZM116 142H117V140H115ZM127 141V137H126V139H124V141L123 142H126ZM225 141V140H224ZM235 141V140H234ZM244 141V140H243ZM246 141V140H245ZM27 142H25V143H27ZM122 141H120L119 142V144L121 143ZM198 142V141H197ZM12 143V142H11ZM109 143V142H108ZM162 143V142H161ZM160 143V144H161ZM165 143H168L167 141H165ZM164 143V144H165ZM217 143V142H216ZM220 143V144H221ZM5 144H7V143H5ZM19 144V143H18ZM163 144V143H162ZM205 144V143H204ZM220 144H219V147H220ZM231 144H232V142H231ZM244 144V143H243ZM49 145H51V147H52V150L51 151H49V149H48V146ZM212 145H214V144H212ZM212 145L210 144V148L212 147ZM225 148H227L228 146H229V148L231 147L230 145H224V143L222 144ZM244 145H246V144H244ZM3 146V145H2ZM16 146V145H15ZM25 146V145H24ZM127 146V145H126ZM163 146H165V145H163ZM181 146V145H180ZM196 146V145H195ZM218 146V145H217ZM247 146V145H246ZM1 147V146H0ZM95 147V146H94ZM235 147V146H234ZM240 147V146H239ZM257 147V146H256ZM3 148V147H2ZM91 148V147H90ZM90 148H87L86 150H90V153L88 152V153H86V154H84V156L87 158V159H89V161L91 162V164H92V166H90V167H93V166H100V167H104V159L100 156V155H98V153H96L97 151H94V149L92 150V149H90ZM210 148H209V150H210ZM216 150H217V148L216 147H214ZM236 148H238V146L236 147ZM243 148H245V147H243ZM242 148V149H243ZM251 148V147H250ZM20 149H23V147L22 148H20L19 147V150ZM161 148H159V150H160ZM204 149V148H203ZM211 149H213V148H211ZM214 149V151H216ZM231 149V148H230ZM252 149V148H251ZM254 149H256V148H254ZM254 149H252V150H254ZM15 150V149H14ZM110 150H112V149H109V151ZM114 150V149H113ZM138 150V149H137ZM184 150V149H183ZM227 150H228V148H227ZM262 150V149H261ZM18 151V150H17ZM79 151V150H78ZM125 151V150H124ZM135 151V150H134ZM212 152H210V161L212 162V160H214L213 158H214V156H216L215 157V159H216V161H214L215 163H217V165H218V167H222L225 163H230V159H228V156H226L225 155V153H229V152H231L230 150H228L229 152H225V150L223 151V150H221L220 148H218V150L216 151V152H214L213 150H211ZM221 151L222 152H224V154L223 153H221ZM7 152H8V150H7ZM20 152V151H19ZM24 152H25V150H24ZM23 152V153H24ZM102 152V151H101ZM245 152V151H244ZM3 153V152H2ZM5 153V152H4ZM18 153V152H17ZM29 153V152H28ZM168 153V152H167ZM251 153V152H250ZM6 154V153H5ZM13 154H15V152L13 153ZM21 154V153H20ZM81 154V153H80ZM161 154V153H160ZM165 154V153H164ZM233 154V153H232ZM247 154V153H246ZM245 154V155H246ZM4 155V154H3ZM9 155H11L10 153H9ZM27 155H30V154H27ZM27 155H26V157H27ZM49 155V156H50ZM105 155H107V154H105ZM248 155V154H247ZM253 155V154H252ZM6 156V155H5ZM12 156V155H11ZM176 156V155H175ZM229 156H230V154H229ZM236 156V155H235ZM254 156V155H253ZM7 157V156H6ZM28 157H36L35 155H31V156H28ZM92 157H94V159L96 160V163L94 162L93 163V161H92ZM105 157V156H104ZM116 157V156H115ZM160 157V156H159ZM197 157V156H196ZM213 157V158H212ZM231 157V156H230ZM229 157V158H230ZM244 157H247V156H244ZM252 157V156H251ZM255 157V156H254ZM3 158H5V157H3ZM2 158V159H3ZM10 158V157H9ZM16 158H19L20 159V157H16ZM46 158V157H45ZM47 158H49V157H47ZM46 158V159H47ZM86 158H84V159H86ZM113 158V157H112ZM236 158H237V156H236ZM253 158V157H252ZM26 159H28V158H26ZM30 159V158H29ZM32 159V158H31ZM30 159V160H31ZM51 159V158H50ZM69 159V158H68ZM175 159H176V157H175ZM8 160V159H7ZM24 160V159H23ZM22 160V161H23ZM33 160V159H32ZM53 160V159H52ZM51 160V161H52ZM117 160H119V159H117ZM248 160H252V159H248ZM25 161V160H24ZM142 161V160H141ZM140 160H139V162H141ZM180 161V160H179ZM196 161V160H195ZM7 162H9V161H7ZM6 162V163H7ZM28 162V161H27ZM85 162H86V160H85ZM164 162V161H163ZM176 162H177V160H176ZM182 162V161H181ZM190 162V161H189ZM192 162H194V161H192ZM214 162H213V164H214ZM33 163V162H32ZM108 163V162H107ZM109 163H111V162H109ZM160 163V162H159ZM195 163V162H194ZM259 163L257 160H253L252 162L250 161L249 162V164L247 165V168H246V174L244 175V176H242V175H240V178L241 177H243L242 178V181H244V183L246 182V181H249L251 184H249V185H254V186H256L255 188V190L259 193V195H260V198L258 199V202L256 203V207H255V210L253 211L254 213L252 214V211L249 213V214H245V213H243L244 215H242L244 218H243V221H241V223H240V225L239 226H237L236 225V221H235V216H234V214H232V212H230L231 214H229V215H225L226 217L225 218H219L218 220H220V224H219V226H217L218 227V230H219V232H218V238H220L221 240H222V242L224 243L223 245H220V249H218V250H215V252H216V254L215 255H213V256H210V255H207L206 254V252H205V250L202 248V247H200L201 246V244L200 245H198V247H196L197 246V242H190L189 240V236L187 235V236H182L181 235V238L180 237H173L175 234H177L176 233V231H174L173 229V231L172 230H170V229H168L167 228V230L165 229V231L166 232H168V234H169V237L171 236V238H175V239H177L178 240V242L181 240V241H185V238H187V242L186 243H188L187 245L188 246H191V248H193V254H194V258L193 259H196L197 260V262L196 263H198V264H234V262H235V264H264V165H260V166H256L257 164ZM34 164V163H33ZM32 164V165H33ZM105 164H106V162H105ZM178 164V163H177ZM184 164H187V163H184ZM230 164H233L232 162L230 163ZM15 165V164H14ZM175 165V164H174ZM182 165V164H181ZM217 165H215V166H217ZM38 166H40V165H38ZM178 166H179V164H178ZM232 166V165H231ZM231 166H230V168H231ZM233 166H235V164L233 165ZM140 167V166H139ZM139 167H137V171L138 170H141V168L139 169ZM181 167V166H180ZM179 167V168H180ZM227 167V166H226ZM225 167V168H226ZM10 168V167H9ZM16 168V167H15ZM177 168V167H176ZM182 168H183V165H182ZM187 168H188V166H187ZM217 168V167H216ZM223 169H224V167H222ZM221 168V169H222ZM228 168V167H227ZM225 169V171L223 170V173L225 174V176L224 175H222V174H220L221 176H224V178L225 177H227V179H229L228 177L229 176H231V175H233V176H235V175H237V174H239V173H241L242 172V170H241V167H238V166H235V167H233V168H231V171L230 172H227L226 170H228V169ZM81 169V168H80ZM90 169V168H89ZM103 169V168H102ZM175 169V168H174ZM200 169V168H199ZM221 169H216L217 171L219 170V172H220V170ZM91 170V169H90ZM99 170V169H98ZM181 170H184V169H181ZM190 170V169H189ZM59 171V170H58ZM88 171V170H87ZM112 171V170H111ZM110 171V172H111ZM121 171V170H120ZM174 171V170H173ZM177 171V170H176ZM176 171H174V172H176ZM191 171V170H190ZM1 172V171H0ZM8 172V171H7ZM6 172V173H7ZM12 172V171H11ZM146 172V171H145ZM180 172V171H179ZM193 172V171H192ZM13 173H14V171H13ZM138 173L140 174V173H143L142 171H138ZM137 173V174H138ZM147 173V172H146ZM184 174L186 173V172H183ZM194 173V172H193ZM1 174H2V172H1ZM12 174V173H11ZM25 174V173H24ZM59 174V173H58ZM102 173H100V174H98V178L97 179H100V176L99 175H101ZM118 174H119V172H118ZM179 174V173H178ZM181 174V173H180ZM179 174V175H180ZM190 174V173H189ZM195 174V173H194ZM3 175H4V173H3ZM3 175H2V177H3ZM183 175V174H182ZM191 175H192V173H191ZM215 175V174H214ZM13 176H15V174L13 175ZM12 176V177H13ZM20 176V175H19ZM57 176V175H56ZM84 176V175H83ZM117 176H120V175H117ZM140 176V175H139ZM173 176H177V175H173ZM5 177H6V175H5ZM5 177H4V179H5ZM10 177V176H9ZM1 178V177H0ZM7 178V177H6ZM14 178V177H13ZM16 178V177H15ZM24 178V177H23ZM58 178V177H57ZM188 178V177H187ZM197 178V177H196ZM234 178V177H233ZM3 179V178H2ZM22 179V178H21ZM222 179H223V177H222ZM222 179H219L220 181L222 180ZM226 179V178H225ZM6 180V179H5ZM14 180V179H13ZM20 180V179H19ZM17 181V182H20V181ZM26 180V179H25ZM121 180V179H120ZM175 180V179H174ZM177 180V179H176ZM246 180V181H245ZM2 181V180H1ZM7 181H8V179H7ZM54 181H56V179L54 180ZM91 181V180H90ZM113 181V180H112ZM112 181H111V183H112ZM115 181V180H114ZM119 181V180H118ZM117 181V182H118ZM140 181V180H139ZM215 181V180H214ZM217 181V180H216ZM215 181V182H216ZM224 181V180H223ZM232 181H233V179H232ZM238 181H240V180H238ZM241 181V182H242ZM22 182V181H21ZM98 182V181H97ZM120 182V181H119ZM125 181H123V183H124ZM228 182H229V180H228ZM24 183V182H23ZM48 183V182H47ZM90 183V182H89ZM110 183V182H109ZM143 183V182H142ZM183 183V182H182ZM224 183L226 184L227 182H225L224 181ZM231 183V182H230ZM234 183V182H233ZM237 183V182H236ZM247 183V182H246ZM8 184V183H7ZM18 184V183H17ZM16 184V185H17ZM27 184V183H26ZM72 184V183H71ZM120 184H121V182H120ZM220 184H222L221 182H220ZM241 184L242 183H240L239 185L241 186ZM15 185V184H14ZM19 185V184H18ZM23 185V184H22ZM51 185V184H50ZM53 185V184H52ZM114 185V184H113ZM118 185V184H117ZM127 185V184H126ZM125 185V186H126ZM139 185V184H138ZM137 185V186H138ZM143 185V184H142ZM183 185V184H182ZM217 185H218V183H217ZM223 185V184H222ZM236 185V184H235ZM245 185V184H244ZM2 185H0V187H1ZM54 186V185H53ZM52 186V187H53ZM63 186V185H62ZM136 186V187H137ZM247 186H248V183H247ZM17 187V186H16ZM28 187V186H27ZM48 187H49V185H48ZM55 187V186H54ZM114 187V186H113ZM122 187V186H121ZM126 187H128V186H126ZM139 187V186H138ZM137 187V188H138ZM188 187H190V186H188ZM193 187V186H192ZM224 187V186H223ZM222 187V188H223ZM229 185L227 186V188L229 189ZM233 187V189H234V186H232ZM244 186L242 185V188H243ZM249 187V186H248ZM2 188H3V186H2ZM4 188H6V187H4ZM23 188V187H22ZM26 188V187H25ZM28 188H31V187H28ZM41 188V187H40ZM112 188V187H111ZM130 188V187H129ZM220 189L219 188V190H220V194H219V196L218 197H220V195L224 192V190L226 189ZM247 188V187H246ZM246 188H245V191H246ZM18 189V188H17ZM90 189V188H89ZM123 189V188H122ZM139 189V188H138ZM186 189V188H185ZM188 189V188H187ZM5 190V189H4ZM45 190V189H44ZM91 190V189H90ZM189 190V189H188ZM229 190H231V189H229ZM240 190V189H239ZM13 191V190H12ZM28 191V190H27ZM40 191V190H39ZM38 191V192H39ZM43 191V190H42ZM50 191H52L51 189H50ZM101 191V190H100ZM108 191V190H107ZM121 191V190H120ZM142 191V190H141ZM223 191V192H222ZM227 191V190H226ZM233 191V190H232ZM230 192L231 194H233L234 195V193H236V192ZM235 191H236V189H235ZM37 192V191H36ZM46 192V191H45ZM57 192V191H56ZM91 192V191H90ZM124 192H127V189H126V191L124 190L123 191V193ZM238 192V191H237ZM240 192V191H239ZM12 193V192H11ZM51 193V192H50ZM59 193V192H58ZM115 193V192H114ZM229 192H228V194H230ZM247 193H249V192H247ZM13 194H15V193H13ZM35 195H36V193H34ZM44 194V193H43ZM56 194V193H55ZM91 194V193H90ZM225 194L227 195V193L225 192ZM225 194H223V195H225ZM244 194V193H243ZM250 194V193H249ZM16 195V194H15ZM14 195V196H15ZM21 195H22V193H21ZM115 195V194H114ZM233 195H230V197L231 196H233ZM237 195V194H236ZM239 195V194H238ZM20 196V195H19ZM46 196V195H45ZM59 196V195H58ZM92 196V195H91ZM117 196V195H116ZM240 196V195H239ZM238 196V197H239ZM243 196V195H242ZM246 196V195H245ZM41 197V196H40ZM43 197V196H42ZM41 197V198H42ZM60 197V196H59ZM217 197V198H218ZM223 197V196H222ZM224 197H226V196H224ZM223 197V198H224ZM229 197V199H230V201L233 199V198H230ZM11 198H13V197H11ZM15 198V197H14ZM16 200L18 201V198L19 197H17L16 196ZM41 198H40V200H41ZM222 198V199H223ZM3 199V198H2ZM26 199V198H25ZM32 199V198H31ZM35 199V198H34ZM45 199V198H44ZM50 199V198H49ZM115 199V198H114ZM220 199V198H219ZM221 199V200H222ZM227 199H228V195H227ZM228 199V200H229ZM235 199V198H234ZM236 199L238 200V198L236 197ZM243 199V198H242ZM253 199H255V198H253ZM36 200V199H35ZM35 200H33V202L35 203ZM39 200V201H40ZM43 200V199H42ZM46 200V199H45ZM59 200V199H58ZM121 200V199H120ZM226 200V199H225ZM240 200V199H239ZM257 200V199H256ZM20 201V200H19ZM37 201H38V199H37ZM47 201V200H46ZM168 201V200H167ZM218 200H216V202H217ZM220 201V200H219ZM218 201V202H219ZM49 202V201H48ZM53 202V201H52ZM80 202H81V200H80ZM83 202V201H82ZM111 202H114L113 200L111 201ZM220 202H222V201H220ZM219 202V203H220ZM224 202V201H223ZM263 203V204H259V203ZM19 203V202H18ZM44 203V202H43ZM66 203V202H65ZM84 203V202H83ZM166 203V202H165ZM202 203V202H201ZM226 203V202H225ZM227 203H229V202H227ZM232 203V202H231ZM29 204V203H28ZM38 204V203H37ZM40 204V203H39ZM50 204V203H49ZM52 204V203H51ZM54 204V203H53ZM79 204V203H78ZM86 204V203H85ZM111 204V203H110ZM191 204V203H190ZM232 204H234V203H232ZM44 205V204H43ZM46 205V204H45ZM57 205V204H56ZM94 205V204H93ZM113 206H114V204H112ZM250 205V204H249ZM52 206H54V205H52ZM51 206V207H52ZM66 207H67V209L69 210V213H70V215H72V216H76V214H74L75 212H73V211H75V208L76 207H71V206H69V205H65ZM112 206V207H113ZM232 206V205H231ZM27 207V206H26ZM50 207V208H51ZM238 207V206H237ZM58 208V207H57ZM60 208V207H59ZM87 208V207H86ZM103 208V207H102ZM111 208V207H110ZM190 208V207H189ZM229 209H231V208H229ZM81 210V209H80ZM113 211H114V213L113 214H110L111 215V220H107L106 221V218H108V215H106L104 218H105V223L103 222L102 224H108V225H110V226H113V230H112V232L109 230V232L107 233V234H115V232L116 231H122V229H121V227H118L117 225L118 224H122V223H120V221H115L114 219H113V217L114 216H117L116 214H117V212H115V210L114 209H112ZM124 210H126V209H124ZM124 210H123V213H124ZM192 210V209H191ZM206 210V209H205ZM225 210V209H224ZM223 210V211H224ZM232 210V209H231ZM248 210V209H247ZM83 211V210H82ZM109 211V210H108ZM112 211V212H113ZM117 211H119L118 209H117ZM194 211V210H193ZM217 211H219V210H217ZM249 211V210H248ZM55 212V211H54ZM58 212V211H57ZM96 212V211H95ZM121 212V211H120ZM222 212V211H221ZM220 212V213H221ZM235 212V211H234ZM233 212V213H234ZM240 212H242V211H240ZM83 213V212H82ZM99 213H103L102 211H99ZM104 213H106V212H104ZM109 213V212H108ZM206 213H207V211H206ZM217 213V212H216ZM15 214V213H14ZM61 214V213H60ZM59 214V215H60ZM126 214H127V216H125V217H127L128 219H126L125 220V222H129V226H130V223H131V221L132 220H130L131 218H129L128 217V212H126ZM183 214H184V212H183ZM223 215H224V213H222ZM221 214V215H222ZM95 215V214H94ZM121 215V214H120ZM125 215V214H124ZM222 215V216H223ZM235 215H237V217H238V213H236L235 212ZM20 216V215H19ZM18 216V217H19ZM183 216V215H182ZM195 217H196V215H194ZM206 216V215H205ZM241 215H240V218L242 217ZM73 217V218H74ZM103 217V216H102ZM121 217V216H120ZM208 217V216H207ZM124 218V217H123ZM218 218V217H217ZM181 219H182V221H181V223H179L180 225H185V227H184V229H186V231L188 232V230H189V224H187L186 223V219H189L190 220V223L192 224V223H194L195 222V220H194V218L191 216V215H189L188 216V214L187 215H184L183 217H181ZM180 219V220H181ZM26 220V219H25ZM186 220V221H185ZM237 220H238V218H237ZM99 221V220H98ZM239 221V222H240ZM47 222V221H46ZM189 222V221H188ZM219 222V221H218ZM217 222V223H218ZM51 223V221H49L48 223H45V222H42V221H40V220H38V219H33V224H34V227L33 228H35L36 229V231L39 233V236H40V238H44V240L42 241V242H39V241H37V242H39V244H42V246H44L43 248L45 249V250H47L46 249V247L48 246V247H50V249H52V251L54 250V253H56L59 257H63V259H64V263L63 264H78L77 263V261H74V259H75V255H70L69 253H68V251H67V246H65V244H69V246H70V243H69V241H67L68 240V237L70 238L71 237V235L70 236H68V237H63V236H60V235H58V233L57 232H55L54 230H53V227H51L49 224ZM149 223V222H148ZM199 223V222H198ZM212 223V222H211ZM54 224V223H53ZM1 225V224H0ZM19 225V224H18ZM125 225H127V223H125ZM131 225H132V223H131ZM215 225V224H214ZM99 226V225H98ZM159 226V225H158ZM193 226H194V224H193ZM196 226V225H195ZM25 227V226H24ZM101 227V226H100ZM104 227H105V225H104ZM124 227V226H123ZM126 227V226H125ZM31 228V227H30ZM99 228V227H98ZM162 228H164V226L162 227ZM170 228V227H169ZM61 229V228H60ZM66 229V228H65ZM97 229V228H96ZM8 230H9V228H8ZM16 230H17V228H16ZM23 230V229H22ZM21 230V231H22ZM27 230V229H26ZM33 229H31V231H32ZM104 230H107V229H104ZM115 230V231H114ZM14 231V230H13ZM34 231V230H33ZM62 231H63V229H62ZM70 231V230H69ZM77 231H79V229H76V230H73V232H77ZM84 231V230H83ZM162 231V230H161ZM28 233H29V230L27 231ZM26 232V233H27ZM88 232V231H87ZM184 232V231H183ZM187 232H185V233H187ZM212 232V231H211ZM9 233V232H8ZM19 233H21V232H19ZM31 233V232H30ZM33 233H35V232H33ZM64 233V232H63ZM82 233H84V232H82ZM210 233V232H209ZM23 234V233H22ZM71 234V233H70ZM81 234V233H80ZM110 234L108 235V236H110ZM188 234V233H187ZM213 234H214V232H213ZM213 234H212V236H213ZM9 235V234H8ZM11 235V234H10ZM21 235V234H20ZM27 235V234H26ZM25 235V236H26ZM29 235V234H28ZM75 235V234H74ZM84 235V234H83ZM118 235V234H117ZM178 235H180L179 233H178ZM196 235V234H195ZM199 235V234H198ZM16 236V235H15ZM22 236H24V235H22ZM32 237H33V235H31ZM35 236V235H34ZM215 236V235H214ZM29 237V236H28ZM83 237V236H82ZM110 237H112V236H110ZM123 237V236H122ZM197 237V236H196ZM200 237V236H199ZM8 238H9V236H8ZM11 238H12V236H11ZM16 238V237H15ZM31 238V237H30ZM35 238V237H34ZM77 238H79V237H77ZM98 238H100V237H98ZM115 238V237H114ZM113 238V239H114ZM121 238V237H120ZM133 238V237H132ZM5 239V238H4ZM10 239V238H9ZM24 239H26V238H24ZM37 239V238H36ZM76 239V238H75ZM74 239V240H75ZM81 239V238H80ZM96 239V238H95ZM117 239V238H116ZM124 239V238H123ZM118 240L117 239V244L120 246H122L123 248H125V249H122L121 250V248H119L120 249V251H124L123 253L125 254V256L126 255H128V251H132L133 249H134V247L132 246V245H128L127 243H126V241L127 240ZM144 239V238H143ZM189 239V240H188ZM197 239H198V237H197ZM13 240V239H12ZM17 240V239H16ZM35 240V239H34ZM0 241H2V240H0ZM31 241H32V239H31ZM80 241V240H79ZM175 241V240H174ZM196 241H198V240H196ZM213 241V240H212ZM215 241V240H214ZM36 242V243H37ZM74 242V241H73ZM84 242V241H83ZM82 242V243H83ZM101 242H102V240H101ZM128 242V241H127ZM217 242H221V241H217ZM1 243H3V242H1ZM5 243V242H4ZM32 242H30V244H31ZM33 243H35V242H33ZM32 243V244H33ZM36 243H35V245H34V247L36 248ZM75 243H78V242H75ZM82 243H80V244H82ZM87 243V242H86ZM85 243V245L86 246H88L87 244ZM149 243V242H148ZM173 243V242H172ZM174 243H176V242H174ZM201 243H204V242H201ZM205 243H206V241H205ZM9 244H11V243H9ZM12 244H13V242H12ZM11 244V245H12ZM17 244H18V242H17ZM22 244H23V242H22ZM27 244H28V242H27ZM44 244V245H43ZM89 244V243H88ZM142 244V243H141ZM19 245V244H18ZM24 245V244H23ZM29 245V244H28ZM72 245V244H71ZM76 245V244H75ZM79 245V244H78ZM33 246V245H32ZM80 247H82V245H79ZM99 246V245H98ZM112 246V245H111ZM216 246V245H215ZM3 247V246H2ZM28 247V246H27ZM71 247V246H70ZM74 247V246H73ZM72 247V248H73ZM78 247V246H77ZM1 248V247H0ZM17 248V247H16ZM22 248V247H21ZM26 248V247H25ZM31 249H32V247H30ZM30 248H29V251H30ZM40 248V250H41V248L42 247H39ZM71 248V249H72ZM88 248H92V247H88ZM190 248V247H189ZM188 248V249H189ZM232 249V252H231V255H229V249ZM19 249V248H18ZM81 249H83V248H81ZM85 249V248H84ZM87 249V248H86ZM2 250V249H1ZM16 250V249H15ZM22 250V249H21ZM34 250H38V248L37 249H34ZM72 250H74V249H72ZM71 250V251H72ZM75 250L77 251V249L75 248ZM94 250V249H93ZM97 250V249H96ZM191 249H189V251H190ZM213 250V251H214ZM18 251V250H17ZM23 251V250H22ZM27 251H28V248H27ZM32 251V250H31ZM70 251V250H69ZM90 252H91V250H89ZM113 251V250H112ZM6 252V251H5ZM24 252H25V250H24ZM23 252V253H24ZM73 252V251H72ZM79 252V251H78ZM99 252V251H98ZM128 252V253H127ZM133 252V251H132ZM2 253V252H1ZM0 253V254H1ZM17 253V252H16ZM76 252H74V253H72V254H75ZM80 253H82V252H80ZM92 253H94V252H92ZM103 253V252H102ZM190 253H192L191 251H190ZM214 253V252H213ZM28 254V255H27ZM27 254L26 255H24V256H27V258H30V257H28L29 256V254H30V252L28 253L27 252ZM99 254V253H98ZM122 254V253H121ZM136 254V253H135ZM19 256H16V262L18 263V264H26V263H28V261H32L31 259L29 260L28 259V261H27V258L26 259H24V258H22V256H20V254H18ZM30 255H32V254H30ZM91 255V254H90ZM106 255V254H105ZM171 255V254H170ZM12 256V255H11ZM35 256V255H34ZM77 256V255H76ZM86 256V255H85ZM96 256V255H95ZM103 256V255H102ZM132 256V255H131ZM160 256V255H159ZM158 256V257H159ZM169 256V255H168ZM1 257H3V258H6V256L4 257V255H2V256H0V258ZM14 257V256H13ZM78 257V256H77ZM76 257V258H77ZM112 257H113V255H112ZM135 257V256H134ZM190 257V256H189ZM189 257H185L186 259H187V261H189V263H191V259L189 258ZM91 258V257H90ZM89 258V259H90ZM101 258V257H100ZM184 257H182V259H183ZM184 258V260H181L182 262L180 263V264H186V259ZM7 259V258H6ZM38 259V258H37ZM104 259V258H103ZM113 259H114V257H113ZM173 259V258H172ZM3 260H5V259H3ZM3 260H0V264H5V262L3 261ZM8 260V259H7ZM6 260V261H7ZM78 260H80V259H78ZM86 260V259H85ZM93 260V259H92ZM96 261H97V259H95ZM102 260V259H101ZM38 261V260H37ZM96 261H93V262H95L96 263ZM125 261H127V260H125ZM132 261V260H131ZM173 261V260H172ZM39 262V261H38ZM79 262V261H78ZM83 262H85V261H83ZM87 262V261H86ZM85 262V263H86ZM92 262V261H91ZM105 262H106V260H105ZM149 262V261H148ZM195 262V261H194ZM258 262H260V263H258ZM34 263V262H33ZM113 264H114V262H112ZM177 263H179V261L177 262ZM189 263H187V264H189ZM82 264H84V263H82ZM89 264V263H88ZM98 264V263H97Z\"/></svg>","mask_w":264,"mask_h":264},{"label":"snow or ice","instance_id":"6c2138e0","mask_svg":"<svg viewBox=\"0 0 264 264\" xmlns=\"http://www.w3.org/2000/svg\"><path fill=\"white\" fill-rule=\"evenodd\" d=\"M124 2L127 3V2H129V0H124ZM173 2H175V0H173ZM115 6H116V5L113 4V7H115ZM209 6H211V5H209ZM53 7H56V5H53ZM132 7H133L134 10L136 9V5H135V4H133ZM184 9H185V17H184V18H185V21H187V20H188V15H187L188 6H187L186 4L184 5ZM229 11H231V9H229ZM21 15H23V13H21ZM229 18H231V17H229ZM31 19H33L34 22H36V23L38 24V26H39V22H38V21H35V18H34V17L31 18ZM81 19L83 20V18H81ZM197 25H199V21H197ZM186 26H187V25H186ZM143 28H144V38H143L142 44L145 45V46H148V45H149V37H148V32H147V25L144 24V25H143ZM89 31H93V30L90 29L86 23L83 24L82 27H81V29H80V32L78 33V38L80 39V41L85 42V43H83V44H77V48H78V49H81V48L86 49V47H87V42H89V41H94V40H95V34H94V31H93V35H92L91 37L88 36V32H89ZM204 34H205V36L208 37V39H207V41H206V45H207V46H206L205 53H204V54H200V61H199V62H200L201 64H203L206 58H214V59L217 61V63H219V62H220V57H219V56H216L215 53H214V51H213L212 48H211V44H212V41H213L214 37H212V36L209 35L207 29L204 30ZM256 44L260 45V47H261L262 49H264V41H262V40H257V41H256ZM137 47H139V46H137ZM250 47H255V45H251ZM34 51H35V49H34ZM39 55L42 56L43 53H40ZM101 55H103V54L101 53ZM150 55H151L152 58H153V63H155V50H154V49H153V52L150 53ZM38 58H39V57H38ZM98 59H99L98 57H92V60L90 61L89 66H91V62H92V61H96V60H98ZM137 63H139V61H137ZM214 66H215V65H214ZM103 67H104V65L101 64V68H103ZM144 67H145V68H148L149 71H155V70H156L155 68H153L152 66H150L148 63H145V64H144ZM33 71H37V70H36V69H33ZM224 73H225V69H224L223 66H221L220 73H218V74H224ZM37 74H39V73L37 72ZM104 75H107V73L105 72ZM162 75H164V77H165V84H167V73H163ZM227 75H228V77H229V79H228V83H229V84H234L235 87H236L239 91H243V89H244V81H243L242 79H240L239 77H235V78H233L231 72H228ZM25 79L27 80L28 78L25 77ZM37 83H39V81H38ZM149 83H150V82H149ZM217 91L224 92L225 95H230V96H231V98H232V104H231V106H229V107L226 108V111H228V112L232 113L233 115H235L236 120H237L240 124L243 125V127L240 129V135H243V134H244V130L247 128L248 125H247V123L244 121V118L241 116V114L236 110V103H235V102H236V100H237V93H236V92H228V91H226L225 89L219 88V86H217ZM29 95H35V93H33V92L29 89ZM118 95H119V94H117V96H118ZM257 103H258L261 107H264V95H261V96H260V98H259V100L257 101ZM173 111H174V109H173ZM24 114L30 116L31 119H35L34 110L31 111V112L24 113ZM169 114H170V113H169ZM130 118H131V117H129V119H130ZM69 122L71 123V121H69ZM118 127H119V126H118ZM192 127H193V128H196V127H197V124H196L195 121H193V125H192ZM186 131H187V129H186ZM201 135L204 136V140L206 141V140H207V136L204 134L203 130H201ZM233 139H235V137H233ZM239 143H240V141H237V144H239ZM132 147H135V146L130 144V145H129V148L131 149ZM48 149H49V151L52 150L51 145L48 146ZM0 151H3V149H0ZM73 151H78V149H75V148H74ZM239 151H240V149L237 148V149H236V152L238 153ZM137 155H142V153H137ZM205 155H207L206 152H205ZM233 155H235V153H233ZM233 162L236 163V164H240V163H242V161L239 160V159H236V160H234ZM104 169H105V173L107 174V172H108L107 165L104 166ZM61 171L63 172V169H61ZM205 171H206V169H205ZM245 174H246L245 171H242L241 173H239V175H245ZM15 175H18V170L16 171ZM14 178H15V177H14ZM237 184H239V181H237ZM246 191L249 192V193H251V195H252L254 198H256L257 200L259 199L258 193L256 192V190H255L254 187L247 188ZM16 194H17V195H20V193H19V189H17V193H16ZM246 203H247V201H246ZM25 205H26V200H25V198H24L23 196H20L19 206L24 207ZM149 239H151V237H149ZM231 252H232V249L230 248V249H229V255H231ZM234 264H235V262H234Z\"/></svg>","mask_w":264,"mask_h":264}]
</instances>
